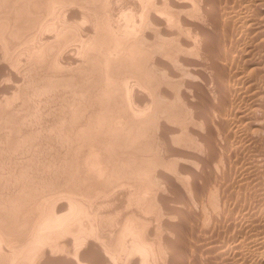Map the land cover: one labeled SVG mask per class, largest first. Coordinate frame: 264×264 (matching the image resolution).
Returning a JSON list of instances; mask_svg holds the SVG:
<instances>
[{
    "label": "bare ground",
    "instance_id": "1",
    "mask_svg": "<svg viewBox=\"0 0 264 264\" xmlns=\"http://www.w3.org/2000/svg\"><path fill=\"white\" fill-rule=\"evenodd\" d=\"M105 1V0H104ZM103 1V2H104ZM117 1V0H116ZM139 1V0H138ZM195 1V0H194ZM203 2L205 1L204 5L205 7H211V5H209V2H211L210 0H202ZM219 1V0H218ZM222 1V0H221ZM220 1V2H221ZM229 6V15H235L236 12V5L233 6L232 3L233 1L231 0H225ZM235 1V0H234ZM241 2H249L248 0H240ZM254 1V0H253ZM257 2H260V4L258 3V5H256V9L254 7L255 10L258 11V14L261 13V15L263 14L264 17V0H255ZM81 3V6H85V9L87 8V11H83L84 13L81 15V11L78 14L79 18L80 16H82L81 20H83L84 24H92L93 27H89L90 25H88L87 29H84L88 32L87 34V39L86 40V46L87 48L90 47V49H86L85 50V44L83 45L84 47V52H87V50H90V53L88 54L89 56L86 57L88 61L90 59V61H88L89 66L85 65L88 63H86L84 65V67H81V65L83 66V62L82 64L78 63L79 62V57L74 56V55H70L68 50V64L66 65H62L61 67H68L69 68H64L65 70H63L64 73H61L62 71H60V73L55 72L54 67L52 72L48 70L49 68H51V63L52 61H54L55 59H57V55H53V54H57L53 51L52 54H50V51L52 49L54 50H58L61 51L63 49V47L66 45L67 40H66V35L64 36V31L61 29V31L56 34V39L52 38L51 33L50 36L46 35V41L43 45L39 46L38 48L36 47H31L33 48L35 51H33V55L32 57L36 56L39 59L41 58H47L46 56L49 54L48 57H55V59L52 57L51 59H54L51 61L46 60L45 62L48 63L47 68L46 69L48 72H44L41 74H38L41 76L42 81L43 79H48L46 81V83L48 81H50V79H52L53 81H50L49 84H46V88L48 87H52V89H57V87L54 88V86H58V88L60 86L59 91L62 89V91L65 90V92H67L68 89H70L71 91L68 93H64L61 92L62 95L63 93L65 94L64 97L67 99V101L65 100V98H61V100L63 99V101H66L65 104L67 103L69 108L71 106V109H69L65 104H63L61 101V105L63 104V109L62 107L58 108L59 110L62 109L63 111L65 110V106L71 110L69 112L68 115H59V113L57 112L58 115L56 114V109H52L54 111V115L58 116L57 119L54 121H49L48 123H52L49 124V126L46 123V126H44L45 124L40 123V121L38 119H40V117L43 115L41 114L39 116V114H34L36 112L35 111V106L33 108V106H31V113L33 112L34 116L38 115L39 118L37 119L36 116V121L35 118L33 117L34 120H32V116L33 114H31V119H29V121H25L26 119V112H24V108L20 107V109H24V110H19L16 107V103L15 101H18L16 99L17 93L15 86H19L18 84H16L15 81H20V79H17V74L15 73V71L12 73L11 71L8 73V76L6 77L7 74H4L5 77L4 78H8L10 77L11 80H13V82L11 81L10 83H13L11 85L7 84V88L5 86L4 91H8L11 93L10 97L8 95H6L5 99V95H3L5 102H3L4 106H0V264H181L179 263V258L178 257V248L176 246L177 242L176 240L173 241L176 242L174 244V242H172V240L170 239V235L171 233H176L175 230V225L176 224V219H178V213L179 211L176 209L177 207H175V204H171L168 203L167 201H169V198H165V195H160L159 193V186H165L169 189V187L171 186L170 184H172V177L173 174L176 172L175 170H177L178 172H176L175 176L177 177V173L179 174V176H181V174L185 173V171L182 172V170H184L186 168V166L184 167L183 165L179 166V159L178 156H176V154H179L177 151V147H180L178 145H176V151H171L170 150V155L165 154L163 155V157L166 159L162 162V160L160 161V157L162 155H157L160 151V148L163 147V145L161 146V144L164 142L160 141V143H156L159 144V146H161L159 148V151H157L156 153L154 151L158 150V147L156 144H153L154 141L148 145V143L151 142V140L149 141L148 139H150L149 137L152 136V134L149 136L148 135V139L146 138L147 133H150V129L148 127H152L153 125L151 124L153 121L155 122L154 126H156L152 129H155L154 132H156V128L160 127V120L163 119L165 117V113H167L170 109V107H174L173 101L175 103L176 100L179 99L180 100H184L187 99L186 102L188 101V104L190 106V108H196L194 102L197 101L195 100L198 95H195L196 89L193 88L195 86L194 84V79L196 77H198V73H196L193 70H196L198 67H194L196 66V61H198V58H201L198 56L193 55L194 53H197V51L202 50L201 45L204 43L205 39L209 38L207 37V35L205 36L204 32L206 30L205 26V30H203V26L197 25L194 20L195 17L193 19H191L192 16H194V14L196 13V11H192L191 9H188L191 6V2L187 1V0H140V4H141V8L139 11H136L138 13H140V19L133 21V18H128L126 16V22L122 23L120 22L121 20H117V18L114 20L113 17H106V20L102 21L97 17V6L95 5V0H0V44L3 45V48H8L9 52L11 49L13 50V53H15V49L18 47L21 48L23 46V48H25V52H28L29 46H30V42H32L33 39H35L36 35L38 32H40V30H47L50 27H54L53 23L56 22L57 20L54 19V16L57 15L58 13H61V10L63 9V7H67L66 5L69 6H73L71 4L77 3V5H79V3ZM132 2V1H131ZM214 2V0L212 1ZM256 2V4H257ZM98 3V2H97ZM100 3V2H99ZM138 3V2H137ZM135 3V5L137 4ZM194 3V2H193ZM196 3H198V1H196ZM199 3L201 4V2L199 1ZM223 3V1H222ZM224 3V4H225ZM240 3V2H238ZM105 3H102V5ZM231 4V5H229ZM246 4V3H245ZM243 4V6L245 5ZM249 4V3H248ZM255 4V2H254ZM209 5V6H208ZM217 5V3H216ZM219 5V4H218ZM241 4H239L238 6H240ZM253 5V4H252ZM80 6V5H79ZM80 6V7H81ZM87 6V7H86ZM139 6V5H138ZM137 6V7H138ZM199 8H202V4L199 5ZM215 6V5H214ZM226 6V5H225ZM237 6V7H238ZM242 6V5H241ZM240 6V7H241ZM248 6V5H247ZM246 6V7H247ZM254 6V5H253ZM252 6V8H253ZM250 7V6H248ZM77 7H73V9L75 10ZM82 8V7H81ZM80 8V9H81ZM84 8V7H83ZM82 8V9H83ZM174 8L171 12L169 11V9ZM193 8V7H192ZM204 8V7H203ZM212 8V7H211ZM225 8V7H224ZM251 8V7H250ZM118 9V8H117ZM153 9V10H152ZM188 11H187V10ZM213 9V8H212ZM210 9V10H212ZM241 9V8H240ZM239 9V10H240ZM245 8H243L244 10ZM77 10V9H76ZM79 10V7H78ZM77 10V11H78ZM84 10V9H83ZM107 10V9H106ZM115 10V9H114ZM132 10V9H131ZM190 10L191 12H195L191 13V17L189 15L186 14H190ZM194 10V9H193ZM201 9H199L200 11ZM205 10V8H204ZM207 10V9H206ZM205 10V12H206ZM209 10V11H210ZM214 10V9H213ZM91 11L92 14L91 15ZM215 11V10H214ZM74 12V11H72ZM87 12V13H86ZM110 12V11H109ZM186 12V14L184 13ZM201 12V11H200ZM202 12L203 9H202ZM213 12V11H212ZM248 12V11H247ZM254 12V11H253ZM57 13V14H56ZM75 13V12H74ZM78 12H76L73 16L70 14V17H67V21L72 20L68 23L69 26L66 24V26H68L67 28L69 29V27L71 29H76L77 26H79V24L77 26H75V23L78 21L77 17L78 15H76ZM101 13V12H100ZM111 13V12H110ZM207 13V12H206ZM214 13V12H213ZM220 13V12H219ZM256 16L257 15V12ZM254 13V14H255ZM102 14V13H101ZM205 14V13H204ZM209 14V12H208ZM211 14V13H210ZM218 14V13H217ZM244 14V12L242 13ZM107 15V14H106ZM134 15V14H133ZM132 15V16H133ZM213 15V14H212ZM220 15V14H219ZM59 15H57L58 17ZM68 16V15H67ZM189 16V17H188ZM208 16V15H207ZM236 16V15H235ZM234 16V17H235ZM247 16V15H246ZM249 16V14H248ZM51 17H53L51 20ZM65 17V16H64ZM101 17V16H100ZM115 17V15H114ZM131 17V16H130ZM197 17V16H196ZM209 17V16H208ZM218 17V16H217ZM229 17V16H228ZM254 18V15L252 16ZM259 17V16H258ZM262 17V16H261ZM259 17V18H261ZM60 18V17H59ZM77 18V19H76ZM104 18V17H103ZM115 21L113 22L112 19ZM204 18V17H203ZM207 18V17H206ZM211 18V17H210ZM243 20H245V17L243 16ZM249 18V17H248ZM252 18V19H253ZM256 18V17H255ZM258 18V19H259ZM64 19L63 17L60 18ZM66 19V18H65ZM102 19V17H101ZM122 19V17H121ZM125 19V18H124ZM199 19V18H198ZM216 18H214L215 20ZM221 19V18H220ZM227 19V18H226ZM264 20V18H262ZM261 19V20H262ZM55 20V21H54ZM59 20L60 24L61 21ZM77 20V21H76ZM80 20V21H81ZM90 20H92V23H90ZM197 20V19H196ZM195 20V21H196ZM210 20V19H209ZM213 18L210 20L212 21ZM217 20V19H216ZM225 20V19H224ZM228 20V19H227ZM231 20V19H230ZM240 20V19H239ZM247 20H251V19H247ZM246 20V21H247ZM260 20V19H259ZM237 21V20H236ZM246 21H241L242 23H244V25L248 22ZM58 22V21H57ZM66 22V21H63ZM171 22H173L174 25L171 24ZM215 22V21H213ZM230 22V21H228ZM227 22V23H228ZM240 22V23H241ZM255 22V21H254ZM258 22V21H256ZM263 22V21H262ZM67 23V22H66ZM201 23V22H200ZM199 23V24H200ZM211 23V22H210ZM234 23V22H233ZM239 23V22H238ZM260 23V21H259ZM63 24V23H62ZM83 24V23H82ZM223 24V23H222ZM226 24V23H225ZM159 25L160 29L156 30V34L155 36L157 38H164L166 40H164L162 38V40H164L163 43H159L155 39L156 37L153 36L152 38V34L149 33V27H155ZM202 25V24H201ZM209 25V24H208ZM218 25V24H217ZM228 25V24H227ZM226 25V26H227ZM243 25V24H242ZM241 25V26H242ZM248 25V24H247ZM245 25V26H247ZM251 25H253L251 23ZM250 25V26H251ZM255 25V24H254ZM259 25V24H258ZM56 26V25H55ZM60 26V25H59ZM81 26V25H80ZM175 26V27H174ZM216 26V25H215ZM231 26V25H230ZM229 26V27H230ZM236 26V24H235ZM238 26V25H237ZM249 26V27H250ZM257 26V25H256ZM63 27V25H62ZM85 27V26H84ZM83 27V28H84ZM158 27V26H157ZM209 27V26H208ZM214 27V26H213ZM219 27V26H216ZM214 27V29L216 28ZM224 27V25H223ZM239 27V26H238ZM252 27V26H251ZM261 27V25H260ZM58 29V27H56ZM65 28V27H64ZM81 28V27H80ZM145 28H148L147 32L145 31ZM233 28V27H232ZM246 28V27H245ZM248 28V27H247ZM254 28V27H253ZM259 28V27H258ZM55 29V30H57ZM66 29V28H65ZM64 29V30H65ZM79 29V28H78ZM211 29V28H210ZM221 29V26H220ZM236 29V28H235ZM242 29V28H241ZM251 29V28H250ZM255 29V28H254ZM49 30V29H48ZM53 30V28H52ZM238 30V28H237ZM235 30V31H237ZM258 30V29H257ZM66 31V30H65ZM70 31V30H69ZM75 31V30H73ZM77 31V29H76ZM79 31V30H78ZM207 31V30H206ZM222 31V30H221ZM228 31V30H227ZM244 31V30H243ZM58 32V30H57ZM56 32V33H57ZM80 32V31H79ZM78 32V33H79ZM82 32V30H81ZM85 35L86 36V33ZM155 32V31H154ZM217 32V30H216ZM230 31H228L229 33ZM239 32V30H238ZM237 32V33H238ZM46 33V32H45ZM49 33V32H48ZM66 34L68 32H65ZM71 33V32H70ZM136 33L135 36L134 34ZM212 33V32H211ZM242 33V32H241ZM249 33V31H248ZM257 33V32H255ZM47 34V33H46ZM69 34V33H68ZM219 34H221L219 32ZM234 34V31H233ZM247 34V33H246ZM250 34V33H249ZM254 34V33H253ZM258 34V33H257ZM264 34V33H263ZM53 35V34H52ZM72 36V33L70 34ZM74 35V34H73ZM75 35L77 36V34L75 33ZM209 35V34H208ZM218 35V34H217ZM224 35V34H222ZM228 35V34H227ZM236 35V34H235ZM240 35V34H239ZM256 35V34H255ZM54 36V37H55ZM160 36V37H159ZM199 36H201L199 39ZM212 36V35H211ZM221 36V35H220ZM226 36V35H224ZM234 36V35H233ZM237 36V35H236ZM241 36V35H240ZM243 36V35H242ZM253 36V35H252ZM45 37V36H44ZM49 37V38H48ZM78 37V36H77ZM81 37V36H80ZM83 37V36H82ZM81 37V38H82ZM155 37V38H154ZM251 37V36H250ZM261 37V36H260ZM68 38H70L68 36ZM67 38V39H68ZM75 38V37H74ZM84 38V37H83ZM217 38V37H216ZM215 38V39H216ZM238 38V37H237ZM254 38V37H253ZM77 40V38H75ZM79 39V37H78ZM151 39H155L153 42L154 44H152V46H145L146 42L148 43V41H151ZM222 39V37H221ZM252 39V38H251ZM220 40V38H219ZM231 40V39H230ZM233 40H235L233 38ZM245 40V39H243ZM255 40V39H254ZM261 40V39H260ZM264 40V37H263ZM41 41H44V39H42ZM72 41V40H70ZM75 41V40H74ZM78 41V40H77ZM76 41V42H77ZM237 41V40H236ZM239 41V40H238ZM36 42V41H34ZM84 42V41H82ZM144 42V44H143ZM218 42V41H217ZM222 42V41H220ZM224 42V41H223ZM233 42V41H232ZM240 42V41H239ZM69 43V42H68ZM142 43V44H141ZM215 43V42H214ZM219 43V42H218ZM230 43V42H229ZM237 43V42H236ZM245 43V42H244ZM248 43V42H247ZM255 43V42H254ZM262 43V42H260ZM264 43V42H263ZM29 44V46H27ZM33 44V43H32ZM35 44V43H34ZM41 44V42H40ZM212 44V43H211ZM231 44V43H230ZM239 44V43H238ZM258 44V43H257ZM0 45V46H1ZM78 45V43L76 44ZM151 45V44H148ZM201 47L200 50L194 51L196 48L198 49V47ZM207 45V44H206ZM210 45V44H208ZM216 45V44H215ZM220 45V44H218ZM224 45V43H223ZM243 45V44H242ZM250 45V44H249ZM255 45V44H254ZM27 46V47H26ZM34 46V45H33ZM203 46V45H202ZM211 46V45H210ZM233 46V45H232ZM239 46V45H238ZM262 46H264V44H262ZM72 47V44L71 46ZM74 47L76 48V46L74 45ZM73 47V49L75 50V48ZM78 47V46H77ZM219 47V46H218ZM220 47H222L220 45ZM219 47V48H220ZM229 47V46H228ZM249 47V46H248ZM261 47V46H259ZM68 48V47H67ZM210 48V47H209ZM213 48V47H212ZM211 48V49H212ZM236 48V47H235ZM234 48V49H235ZM245 48V47H244ZM254 48V47H253ZM2 49V48H1ZM10 49V50H9ZM65 49V48H64ZM72 49V48H71ZM205 49V47H204ZM207 49V48H206ZM217 49V48H216ZM259 49V48H258ZM257 49V50H258ZM73 50V53H75V51ZM79 50V49H78ZM77 50L76 53H78L79 51ZM222 50V49H221ZM220 50V51H221ZM242 50V49H241ZM253 50V49H252ZM260 50V49H259ZM6 52V50H4ZM18 51H21L18 50ZM17 51V52H18ZM66 51V49H65ZM63 51V52H65ZM83 51V50H82ZM160 51L166 53V56L170 55L173 52V60L171 61H166L164 60L162 56H164V53H160L161 55H157V53H159ZM213 51V50H212ZM229 51V50H228ZM232 51V50H231ZM240 51V50H239ZM243 51V50H242ZM31 52V51H30ZM72 52V50H71ZM70 52V53H71ZM81 52V51H80ZM81 52V53H84ZM194 52V53H193ZM219 52V51H218ZM237 52V51H236ZM254 52V51H253ZM11 53V51H10ZM29 53V52H28ZM66 53V52H65ZM203 53V52H202ZM231 53V52H229ZM246 53V52H245ZM249 53V52H248ZM12 54V53H11ZM17 54V53H16ZM67 54V53H66ZM205 54V53H204ZM209 54V53H208ZM207 54V55H208ZM227 54V53H225ZM241 54V53H240ZM244 54V51L243 53ZM251 54V53H249ZM2 55V54H1ZM6 57L10 54H5ZM15 55V54H14ZM29 55V54H28ZM31 55V54H30ZM51 55V56H50ZM61 55V54H60ZM59 55V56H60ZM84 54H82L83 56ZM86 55V54H85ZM203 55V54H201ZM252 55V54H251ZM254 55V54H253ZM252 55V56H253ZM257 55V54H256ZM255 55V57H256ZM260 55V54H259ZM4 56V55H2ZM13 56V55H12ZM62 56V55H61ZM158 56V57H157ZM204 56V55H203ZM223 56V55H222ZM231 56V55H230ZM32 58L34 61H32L31 57V61L35 63V60H38V58L36 59ZM81 57V56H80ZM193 57V58H192ZM194 57H198L195 62H194ZM206 57V55H205ZM208 57V56H207ZM211 57V56H210ZM221 57V56H220ZM226 57V56H225ZM237 57V55L235 56ZM0 58H2L0 56ZM9 58H11V56H9ZM29 56L27 57L26 61L28 60ZM49 58V59H50ZM215 58V57H214ZM230 58V57H228ZM238 58V57H237ZM236 58V59H237ZM244 58V57H243ZM13 59V58H12ZM29 59V60H30ZM83 59V58H82ZM167 59V58H166ZM194 59V60H193ZM202 59V58H201ZM219 59V58H218ZM227 59V58H226ZM260 59V58H259ZM58 60H60V58H58ZM66 60V57L63 59ZM204 62L206 63L207 60L206 58L203 59ZM206 60V61H205ZM228 60V59H227ZM238 60V59H237ZM241 60V59H240ZM3 61H4V57H3ZM31 61H29V64L33 65L32 63H30ZM41 61L43 62L44 60L41 59ZM56 61V60H55ZM62 61V59H61ZM82 61V60H81ZM84 61V60H83ZM218 61V60H217ZM222 61V60H221ZM219 61V62H221ZM247 61V60H246ZM255 61V60H254ZM2 62V61H0ZM6 62V60H5ZM5 62H2V65H4V67H8V65H6ZM57 62V61H56ZM63 62V61H62ZM218 62V63H219ZM231 62V61H230ZM195 63V65H194ZM203 63V62H201ZM235 63V62H234ZM237 63V62H236ZM241 63V62H240ZM258 63V62H257ZM43 64V63H42ZM42 64H40V66L42 67ZM45 64V63H44ZM56 64V65H55ZM54 65L52 64V66H55L56 68L58 67L57 63H55ZM61 64V63H59ZM198 64V63H197ZM204 64V63H203ZM214 64V63H213ZM224 64V63H223ZM26 65H28V63H26ZM25 65V66H26ZM30 65V67H31ZM34 65L32 66L33 69H31V73L32 70L35 72V76L36 79L38 78L36 75V68H34ZM46 65V64H45ZM50 65V66H49ZM178 65V66H177ZM200 65V63L198 64ZM197 65V66H198ZM217 65V64H215ZM222 65V64H221ZM248 65V64H247ZM264 65V64H263ZM1 66V65H0ZM10 66V65H9ZM15 66V65H14ZM36 66V65H35ZM38 65V67H40ZM140 66L141 69H137V67ZM178 68H177V67ZM179 66H180V70H179ZM201 66V65H200ZM204 66V65H203ZM211 66V65H210ZM225 66V65H224ZM233 66V64H232ZM235 66V65H234ZM237 66V65H236ZM240 66V65H239ZM3 67V66H2ZM27 67V66H26ZM25 67V69H27ZM40 67V68H41ZM43 67H46L43 65ZM42 67V68H43ZM139 67V68H140ZM193 67V68H192ZM206 67V64H205ZM219 67V66H218ZM223 67V66H222ZM262 67V66H261ZM28 68V69H29ZM60 68V67H59ZM72 68V69H70ZM124 68V69H123ZM128 68V69H127ZM132 68V69H131ZM192 68V70H191ZM196 68V69H194ZM202 68L199 67L198 70ZM204 68V67H203ZM209 68V67H208ZM258 68V66H257ZM260 68V67H259ZM16 69V68H15ZM20 69V68H19ZM27 69V70H28ZM36 69V70H34ZM122 69L124 71H127L125 73H128V71H130V75L128 74H123L122 73ZM131 69V70H130ZM137 69L140 70L139 72H137V74H135V70ZM155 69V71H154ZM217 69V68H216ZM233 69V68H232ZM243 69V68H242ZM247 69V67H246ZM251 69V68H250ZM262 69V68H261ZM264 69V68H263ZM2 70V69H0ZM12 70V69H11ZM14 70V69H13ZM57 70V69H56ZM208 70V69H207ZM215 70V69H214ZM213 70V71H214ZM220 70V69H219ZM228 70V69H227ZM253 70V69H252ZM4 71V70H2ZM153 71V72H152ZM156 71H163V73L166 74V77L169 79V77L171 78L170 80H172L173 78L175 79L176 77H181V79L183 78L184 81L182 80V84L180 82V84L184 87L183 90H185V92L183 90V93H185V97L182 98L184 99H174L177 97V93L174 95V90H171L173 92V94L168 90V92H170L169 94L174 95L173 97V101H171V96L168 94H165L164 92L162 93V91H157V86H163V81L158 80V72ZM200 71V70H199ZM226 71V70H224ZM254 71V70H253ZM252 71V72H253ZM27 71H25L26 73ZM77 72V73H75ZM135 72V73H134ZM205 72V71H204ZM215 72V71H214ZM235 72V70L233 71ZM248 72V70H247ZM252 72L250 74H252ZM255 72V71H254ZM4 73V72H3ZM16 75H15V74ZM24 73V71H23ZM22 73V74H23ZM24 73V74H25ZM29 73V74H28ZM151 73H156L157 74V80H155L156 78V74H152ZM162 73V72H161ZM160 73V74H161ZM202 74V72L200 71L199 74ZM216 73V72H215ZM239 73V72H238ZM242 73V72H241ZM256 73V72H255ZM1 74V72H0ZM33 74V73H32ZM199 75L202 76V75ZM223 74V73H222ZM230 74V73H229ZM232 74V73H231ZM247 74V73H246ZM245 74V75H246ZM261 74V73H260ZM3 75V76H4ZM27 75H31L30 74V70L27 72ZM128 75V76H127ZM163 75V74H162ZM206 75V73H205ZM211 75V74H210ZM220 77V74H218ZM225 75V74H224ZM227 75V74H226ZM235 75V74H234ZM254 75V73L252 74ZM23 76V75H22ZM39 76V77H40ZM155 76V77H154ZM214 76V75H213ZM233 76V75H232ZM248 76V75H247ZM251 76V75H250ZM20 77V75L18 76ZM29 76H27L28 78ZM34 76H32L33 78ZM163 77V76H162ZM217 77V76H216ZM215 77V78H216ZM218 77V78H219ZM237 77V76H235ZM246 77V76H245ZM260 77V76H258ZM0 78H2V74L0 76ZM24 78V76H23ZM22 78V79H23ZM31 79V77H29ZM28 80V85L30 84V80ZM35 78V77H34ZM33 78V79H34ZM41 78H39L41 80ZM87 78L88 82H85L84 85L87 86V88L82 85L84 82L83 79ZM129 78L131 80V78L135 79L139 85H141L144 89L143 93L138 92V94H143V95H139L138 97L141 96V98L139 99L137 96H131L129 98V101L126 103V97H127V93L133 91V89H135L137 86H135V84H131V83H135V82H131L129 81ZM177 78V79H179ZM233 78V77H232ZM231 78V79H232ZM239 78V77H238ZM254 77H252L253 79ZM132 79V81H134ZM173 79V80H174ZM176 79V80H177ZM179 79V80H181ZM195 79V82H196ZM217 79V78H216ZM229 79V77H228ZM237 79V78H236ZM264 79V78H263ZM0 80V81H2ZM25 80V79H23ZM22 80V81H23ZM25 80V81H26ZM169 80V81H170ZM178 80V83H179ZM225 80V79H224ZM249 80V79H248ZM247 80V81H248ZM256 80V79H254ZM4 81V80H3ZM2 81V82H3ZM8 82V80H6ZM32 81V80H31ZM35 83H38L39 80H37V82L35 81V79L33 80ZM43 81V82H44ZM175 81V80H174ZM173 81V83L175 84V82ZM212 81V80H211ZM246 81V82H247ZM24 82V81H23ZM54 82V83H53ZM131 82V83H130ZM159 82H162V85L159 84ZM171 82V81H170ZM199 82V80H198ZM197 82V83H198ZM228 82V81H227ZM260 82V81H259ZM1 83V82H0ZM5 83V81H4ZM3 83V84H4ZM25 83V82H24ZM23 83V84H24ZM33 83V82H32ZM30 86H37V88L40 86V90L41 88L43 89V86L45 83L39 85L38 84H32ZM177 83V84H178ZM217 83V82H216ZM223 83V82H222ZM229 83V82H228ZM254 83V82H253ZM257 83V82H256ZM105 84V87H103V85ZM176 84V85H177ZM180 84H179V88H180ZM225 84V83H224ZM223 84V85H224ZM231 84V82H230ZM252 84V83H251ZM3 88V85L0 84ZM9 85V86H8ZM138 85V86H139ZM152 85H154V89L152 87ZM175 85V86H176ZM263 85V84H262ZM261 85V86H262ZM27 86V84H26ZM25 86V87H26ZM45 86V85H44ZM79 86V87H77ZM156 86V87H155ZM159 86V87H160ZM190 86H192L191 88L192 91L190 90ZM197 86V85H196ZM226 86V85H225ZM234 86V85H233ZM244 86V85H243ZM259 86V85H258ZM141 87V88H142ZM200 87V86H199ZM211 87V86H209ZM220 87V86H219ZM228 87V86H227ZM1 88V87H0ZM45 88V87H44ZM65 88V89H64ZM140 88V89H141ZM173 88V87H172ZM197 88V87H196ZM223 88V86H222ZM6 89V90H5ZM22 89V88H21ZM25 88H23L24 90ZM64 89V90H63ZM94 90L97 92H94L93 94L95 95V97L92 96H86L89 94H86L85 96L82 97V100L84 97H89L88 99L85 101L87 103V101L89 102V105L86 106V104H83L81 106V104L79 103L81 100L78 101V103L80 105H78V103H75L74 108H72L73 106L71 105V101L72 98L74 99V101H76L77 99H80L81 96L80 93L82 94L84 90H87L90 92ZM99 89V90H98ZM162 89V87H161ZM195 89V92L193 93V90ZM212 89V88H211ZM217 89V88H216ZM221 89V88H220ZM246 90L248 89L247 87L245 88ZM253 89V88H252ZM3 90V89H1ZM0 90V93H1ZM19 90V89H18ZM21 90V92L17 91L20 93V95H25L27 92L29 94L30 90H25V92ZM51 90V89H49ZM54 90V93H55ZM58 90V89H57ZM56 90V93H58ZM125 90V91H124ZM139 90V89H138ZM136 90V92L138 91ZM160 90V88H159ZM179 90V89H177ZM210 90V89H209ZM230 90V89H228ZM227 90V91H228ZM232 90V89H231ZM244 90V89H243ZM23 91V92H22ZM34 91V90H33ZM32 91V92H33ZM43 91V90H42ZM48 89H45V93H47ZM52 91V90H51ZM69 91V90H68ZM118 91H120L118 94ZM127 91V92H126ZM140 91V90H139ZM142 91V89H141ZM165 91V90H164ZM176 91V90H175ZM179 91V92H181ZM200 91V90H199ZM254 91V90H253ZM260 91V90H259ZM53 92V91H52ZM51 92V93H52ZM72 92V93H71ZM88 92V93H89ZM90 92V93H91ZM134 92V91H133ZM132 92V94H134ZM167 92V91H165ZM167 92V93H168ZM178 92V94L180 95V93ZM198 92V91H197ZM205 92V90H204ZM209 92V91H208ZM219 92V91H218ZM226 92V91H225ZM261 92V91H260ZM4 93V92H3ZM7 93V92H6ZM23 93V94H22ZM36 93V94H40ZM53 93V98L50 97V99L52 98L53 101H55V106L56 103H59V100H57V97L59 96L56 95V93ZM86 93V91L84 92ZM126 93V95H125ZM8 94V93H7ZM27 97H29L28 99H30V94ZM33 94V93H32ZM35 94V95H36ZM48 94V93H47ZM46 94V95H47ZM70 94L72 96H77L76 99L75 97L70 98V100L67 98L70 97ZM92 94V93H91ZM97 94V95H96ZM117 94V95H116ZM137 94V93H136ZM205 94V93H204ZM209 94V93H208ZM214 94V93H213ZM221 94V93H220ZM234 94V93H233ZM236 94V93H235ZM243 94V93H242ZM250 94V93H249ZM264 94V93H263ZM23 95V96H24ZM35 95H31V96H35ZM42 95V93H41ZM56 95V96H54ZM61 95V97H62ZM120 97V99H118V96ZM130 95V94H129ZM178 97H181L179 96ZM201 95V94H200ZM230 95V94H229ZM244 95V94H243ZM247 95V94H246ZM261 95V94H260ZM19 96V95H18ZM40 96V95H39ZM45 96V97H48ZM165 97L166 103L163 104H159V99H161L160 97ZM176 96V97H175ZM239 96V95H238ZM250 96V95H249ZM263 96V95H262ZM261 96V97H262ZM2 97V96H1ZM2 97V98H3ZM25 97V96H24ZM26 97V99H27ZM37 97V96H36ZM41 97V96H40ZM40 97H37L38 99H40ZM56 97V100L55 98ZM60 97V96H59ZM90 97H93L92 99H90ZM117 97V99H115ZM163 97V98H164ZM199 97V96H198ZM204 97V96H202ZM207 97V96H206ZM222 97V96H221ZM226 98V96H224ZM241 97V96H240ZM251 97V96H250ZM259 97V96H257ZM1 98V99H2ZM21 100V96L18 97ZM23 98V97H22ZM42 98V97H41ZM158 98V99H157ZM162 98V100H163ZM201 98V97H200ZM224 98V99H225ZM27 99L28 103L29 100ZM32 99V97H31ZM37 101H40L38 100ZM44 99V97H43ZM42 99V102H44ZM47 100V103L49 100V98H45ZM207 99V98H205ZM217 99V98H216ZM222 99V98H221ZM223 99V100H224ZM231 99V98H230ZM245 99V98H244ZM249 99V98H248ZM257 99V98H256ZM3 100V99H2ZM23 100V99H22ZM128 100V99H127ZM158 100V102L156 101ZM211 100V99H210ZM222 100V101H223ZM229 100V99H228ZM237 100V99H236ZM24 101V100H23ZM27 101H24L27 103ZM70 101V103H69ZM73 101V102H74ZM178 101V102H179ZM180 101V102H182ZM204 101V99H203ZM231 101V100H230ZM233 101V100H232ZM239 101V100H238ZM252 101V100H251ZM258 101V100H257ZM2 102V101H1ZM0 102V103H1ZM19 102V101H18ZM84 102V101H82ZM165 102V101H164ZM184 102V101H183ZM205 102V101H204ZM224 102V101H223ZM234 102V101H233ZM253 102H254V98H253ZM38 103V102H37ZM47 103H43L44 105ZM93 103V104H92ZM177 103V102H176ZM196 103V102H195ZM201 103V102H200ZM207 103V102H206ZM213 103V102H212ZM241 103V102H240ZM255 103V102H254ZM262 103V102H261ZM0 104V105H3ZM19 104V103H17ZM42 103H39L40 106ZM49 104V103H48ZM47 104V105H48ZM51 106L52 102L50 103ZM165 104H167L168 106H165ZM173 104V106H171ZM185 104V102H184ZM187 104V105H188ZM197 104V103H196ZM199 104V103H198ZM197 104V105H198ZM217 104V103H216ZM231 104V103H230ZM242 104V103H241ZM257 104V103H256ZM264 104V103H263ZM31 105V104H29ZM43 105V106H44ZM60 105V103H59ZM163 105V106H162ZM186 105V104H185ZM208 105V104H205ZM259 105V104H258ZM20 106V105H19ZM28 106V105H27ZM50 106V105H49ZM46 106V107H49ZM180 106V105H178ZM203 106V105H202ZM242 106V105H241ZM240 106V107H241ZM248 106V105H247ZM261 106V105H259ZM29 107V106H28ZM46 107H41L43 110L46 109ZM98 107V108H97ZM184 107V106H181ZM232 107V106H231ZM239 107V106H238ZM239 107V108H240ZM27 108V107H25ZM34 111H32L33 109ZM37 106V110H38ZM40 108V110H41ZM67 108H66V112H67ZM97 108V109H96ZM188 108V107H187ZM200 108V107H198ZM208 108V107H207ZM206 108V109H207ZM211 108V107H210ZM215 108V107H214ZM245 108V107H244ZM264 108V107H263ZM48 110L50 108H47ZM173 109V108H172ZM171 109V110H172ZM185 109V108H184ZM204 109V110H206ZM212 109V108H211ZM234 109V108H233ZM250 109V108H249ZM29 112L30 109H27ZM168 110V111H167ZM181 110V109H179ZM183 110V109H182ZM181 110V111H182ZM188 113L191 114L192 110H190L188 108ZM195 110V109H194ZM216 110V109H215ZM246 110V109H245ZM23 111V113H22ZM47 111V110H46ZM167 111V112H166ZM198 111V110H197ZM202 111V110H201ZM200 111V112H201ZM207 111V110H206ZM231 111V108H230ZM256 111V110H254ZM49 113L51 111H48ZM61 112V111H60ZM65 112V111H64ZM173 112V111H172ZM186 112V111H184ZM204 112V111H203ZM220 111L218 110V113ZM240 112V111H239ZM248 112V111H246ZM261 112V110H260ZM263 112V111H262ZM19 113H22L23 115L25 114V118L23 116V120L21 118V121H25V123L27 124H31V120L35 121L34 123L38 122L43 125L44 127L48 128L50 130H52L53 133H55V136L53 135L52 138L55 140H57L56 138L58 137L61 141H59V143L61 142L63 145L61 146L62 148H64V145H67L70 152L69 155L66 154L64 151L63 155H67L66 157H61V159L63 158V160H60V163L63 165H57V167L62 166L59 169L56 170L58 173L56 174L55 169L57 168L55 166H52L51 163L54 161L52 157L49 158L50 160L52 159L53 161L49 162L51 165L52 170L51 171L53 174H56L55 176L51 175V177H47V176H43L42 172L48 167L50 166H45L46 168L41 170V175L40 174H34L31 173V163L32 160L31 157V144H33V149L36 151V148L34 146L35 143H33V141L35 142L36 140H33V138L35 139L37 136H41L40 134H42L44 132V130H42L41 132L32 130V129H28L30 128L29 125H25V127L27 126L28 128H26V131L22 128L19 127V125H22L19 123L20 121V117H22V114L20 116ZM86 113V114H85ZM170 114V112H168ZM167 113V115H169ZM175 112L171 113L173 115L171 116H175L178 117L177 114L174 115ZM198 113V112H197ZM52 114V112L50 113ZM67 114V113H66ZM162 114H164L162 116ZM221 114V113H220ZM250 114V112H249ZM20 117H19V116ZM53 115V116H54ZM86 115L85 120L81 119V116ZM185 115V114H184ZM187 115V114H186ZM194 115V114H193ZM225 115V114H223ZM232 115V114H230ZM244 115V114H243ZM253 115V114H251ZM258 115V114H257ZM262 115V114H261ZM48 113H47V117L46 114L45 116H43L44 119L48 118ZM52 116V115H51ZM49 116V117H51ZM157 116L161 117L160 119H158V121L155 119L157 118ZM168 117L167 119L171 118ZM189 116V115H188ZM192 116V115H191ZM190 116V118L192 119V117ZM198 116V115H197ZM205 116V115H204ZM207 116V113H206ZM205 116V117H206ZM210 116V114H209ZM220 116V115H219ZM218 116V117H219ZM229 116V115H228ZM234 116V115H233ZM46 117V118H45ZM172 117L171 120H173ZM244 118V116H242ZM257 117V116H256ZM28 118L29 115H28ZM42 118V117H41ZM55 118V117H53ZM52 118V119H53ZM190 118H188L190 120ZM195 118V122L196 125H198V130L200 132V134H196L193 132V134H196V136H198L199 139L200 137L203 138L201 135V131L204 134L205 132H203V128L205 129L206 124L203 121H200L201 118H199L200 120L197 121L196 119H198V117H194ZM209 118V117H208ZM213 118V117H212ZM217 118V117H216ZM237 118V117H236ZM51 119V118H50ZM51 119V120H52ZM203 119V117H202ZM248 119V118H247ZM258 119V118H257ZM28 120V119H26ZM194 120V119H193ZM238 120V119H237ZM241 120V119H240ZM20 121V122H21ZM45 121V120H43ZM48 121V119L46 120ZM45 121V122H46ZM167 124H169L170 127V123L169 121L165 120ZM175 121V119L173 120ZM187 121V120H186ZM208 121V119H207ZM210 121V120H209ZM212 121V120H211ZM225 121V119H224ZM231 121V118H230ZM262 121V120H261ZM31 122V123H30ZM138 122V123H137ZM160 123L158 126L156 123ZM172 122V121H171ZM177 122V121H176ZM173 122L172 125H176ZM184 122V121H183ZM188 122V121H187ZM212 122H215L212 121ZM212 122H210V124H212ZM226 122V121H225ZM241 122V121H239ZM249 122V121H248ZM260 122V121H259ZM38 123V125H39ZM191 123V122H190ZM194 123V121L192 122ZM256 123V122H255ZM254 123V124H255ZM258 123V121H257ZM150 124L152 126H150ZM205 124V125H204ZM209 124V125H210ZM216 124V123H215ZM220 124V123H219ZM244 124V123H243ZM247 124V123H246ZM249 124V123H248ZM247 124V125H248ZM41 125H39V127H41ZM164 127H167L166 129H168L170 131V129L172 128H168V126H165V123H163ZM186 125V124H185ZM188 125V124H187ZM193 125V127H192ZM262 125V124H261ZM260 125V126H261ZM24 127V124L22 125ZM162 126V125H161ZM194 124H191V128H194ZM220 126V125H219ZM227 126V125H225ZM229 126V125H228ZM234 126V125H233ZM246 126V125H245ZM244 126V127H245ZM32 127V126H31ZM163 127V126H162ZM161 127V129H162ZM184 127V126H183ZM182 127V128H183ZM188 126H185L183 129L179 128L174 129L172 128L171 130H176L177 132L180 131L181 129L184 130L185 128H187ZM196 127V126H195ZM239 127V126H237ZM190 129V127H188ZM187 128V132L188 129ZM211 128V127H210ZM217 128V127H216ZM221 128V127H220ZM28 129V130H27ZM34 129V128H33ZM160 129V128H159ZM158 129V130H159ZM214 129V128H213ZM224 129V128H223ZM241 129V128H240ZM259 129V128H258ZM262 129V128H261ZM49 130V132H51ZM149 130V132H148ZM165 130V129H164ZM163 132H166L164 131ZM192 130V129H191ZM248 130V129H247ZM255 130V129H254ZM40 131V129H39ZM48 130H46L47 132ZM186 131H182V133H185ZM190 131V130H189ZM193 131V130H192ZM190 131V132H192ZM210 131V130H209ZM36 132H38L39 134H37ZM49 132H47L49 135H51ZM51 132V133H52ZM153 132V133H154ZM157 132H160L157 131ZM156 132V133H157ZM171 132H175V131H171ZM176 132V133H177ZM196 132V131H195ZM246 132V131H245ZM252 132V131H251ZM257 132V131H256ZM36 133L33 137V134ZM161 136L160 138H163L164 134L162 133V131L160 132ZM168 133V131L166 132ZM218 133V132H217ZM44 134V133H43ZM158 134V133H157ZM157 134H153L154 136ZM180 137L181 134L177 133ZM189 134V133H188ZM207 134V133H206ZM212 134V133H211ZM222 134V131H221ZM37 135V136H36ZM46 134H44L45 136ZM49 135H47L46 138H49ZM167 135V134H166ZM164 137H167V136ZM200 135V137H199ZM217 135V134H216ZM243 135V134H242ZM251 135V134H249ZM32 136V137H31ZM43 136V137H44ZM160 136V135H159ZM174 137H176V134L173 135ZM172 136L169 135L168 133V137L167 138H171ZM193 136V135H192ZM195 136V137H196ZM204 136V135H203ZM207 136H209L207 134ZM231 136V135H230ZM254 136V135H253ZM51 137V136H50ZM153 137V136H152ZM210 137V136H209ZM244 137V135H243ZM256 137V136H255ZM39 138V137H38ZM51 138L48 139L50 140L49 143L53 140ZM145 138L149 141L146 142ZM155 138L158 139V137L156 136ZM170 138L168 140H170ZM191 138V137H190ZM212 137H210L209 139H211ZM218 138V137H217ZM216 138V139H217ZM32 139V140H31ZM44 138H42L43 141ZM58 139V140H59ZM156 139V140H157ZM172 141L177 142L178 139V144L179 143V138L177 137V139L171 138ZM205 139V138H204ZM162 140V139H161ZM165 138V141H168ZM223 140V139H222ZM221 140V141H222ZM248 140V138H247ZM41 142V139L39 140ZM37 140V143L39 142ZM54 141V140H53ZM159 141V140H158ZM171 141V140H170ZM169 142L170 144L172 143ZM206 141V140H204ZM203 141V142H204ZM252 141V140H251ZM44 146L48 145L49 143L47 142V144H45V140L43 141ZM58 143V141H55V143ZM68 142V143H67ZM164 142V144L167 143ZM197 142V141H196ZM215 142V141H214ZM217 142V141H216ZM215 142V143H216ZM244 142V141H243ZM250 142V141H249ZM54 143V142H53ZM56 143V144H57ZM66 143V144H65ZM201 143V142H200ZM210 143V142H209ZM41 143V146L43 145ZM154 147H151L153 146ZM173 145H169L171 146V148H173L175 146L174 143H172ZM185 144V143H184ZM202 144V143H201ZM205 145V143H203ZM207 144V143H206ZM39 145V144H38ZM53 145V144H52ZM52 145L50 146L52 148ZM61 144H59L60 146ZM214 145V144H213ZM212 145V146H213ZM220 145V144H219ZM40 146V147H41ZM43 146V147H44ZM58 146V145H57ZM57 146H53L54 148ZM165 146V145H164ZM203 145H200L198 147H202ZM42 147V148H43ZM49 147V148H50ZM61 147L58 148V150L60 151ZM66 147V146H65ZM186 147V146H185ZM45 148V149H44ZM41 150H45V153H49L52 149H49L46 147H44ZM67 148V147H66ZM155 149L153 151V149ZM166 147H163V149H165ZM169 148V147H168ZM167 148V149H168ZM169 148V149H171ZM182 150L184 149V146L181 147ZM187 150L188 149V145L186 147ZM190 148V147H189ZM204 148V147H203ZM203 148L200 149V151H203ZM217 148V147H216ZM220 148V147H219ZM65 149V148H64ZM162 149V150H163ZM174 149V148H173ZM180 150V148H178ZM206 149V148H204ZM210 149V148H209ZM228 149V148H227ZM21 150V151H20ZM32 151V153L35 151ZM46 150H49L46 152ZM57 150V151H58ZM216 150V149H214ZM218 150V149H217ZM20 151V152H19ZM54 151H56V148L54 149ZM53 151V152H54ZM56 151V153L52 152V155L54 154V156H56V154L58 153ZM62 151V150H61ZM61 151L59 153H61ZM166 150H164L165 152ZM184 151V152H185ZM189 151H192L189 150ZM197 151V150H196ZM223 151V150H222ZM37 153H39L38 151H36ZM43 154V151H41ZM63 152V151H62ZM168 152V151H167ZM172 152V154H171ZM184 152H180L181 154H185ZM198 151V155L199 153H201ZM206 152V151H204ZM224 152V151H223ZM34 153L32 155H34ZM44 153V155L46 156V154ZM47 153V154H48ZM58 153V154H59ZM162 153V152H161ZM169 153V152H168ZM188 153V152H187ZM191 154L189 155H196L195 153L197 152H189ZM226 153V151H225ZM36 154V153H35ZM51 154V152H50ZM50 154L48 156H50ZM57 154V156H58ZM180 154V155H181ZM205 154V153H204ZM221 154V153H219ZM228 154V153H227ZM60 155V154H59ZM167 155V156H166ZM182 155V156H183ZM186 155V154H185ZM200 155L203 156V154L201 153ZM35 156V155H34ZM37 156V155H36ZM35 156V157H36ZM56 156V159H57ZM166 156V157H165ZM176 157L173 158V157ZM187 156V155H186ZM191 156V159L193 158ZM207 156V155H206ZM219 156V155H218ZM221 156V155H220ZM237 156V155H235ZM34 157V159H36ZM39 157V154H38ZM59 157V156H58ZM159 157V158H158ZM161 157V158H163ZM199 157V156H198ZM201 157V156H200ZM225 157V156H224ZM228 157V155H227ZM42 158L44 160H42ZM181 158V157H180ZM184 158V157H182ZM187 158V157H186ZM184 158V160L186 159ZM189 160L190 157L188 156ZM210 158V156H209ZM230 158V157H229ZM237 158V157H236ZM38 159V158H37ZM39 159H41L42 161H45L44 156L43 157H39ZM60 159V158H59ZM178 159V160H177ZM194 159H196V157H194ZM201 159V158H200ZM215 159V158H214ZM222 159V157H221ZM228 159V158H227ZM226 159V160H227ZM32 160V161H31ZM46 160V163H47ZM183 160V159H182ZM181 160V162L187 165V163L190 165L189 168H195L192 167V161L189 162L187 159L186 161L188 162H183ZM193 160V159H192ZM199 163V158L197 159ZM196 160V161H197ZM217 160V159H216ZM220 160V157H219ZM218 160V162H219ZM235 160V159H234ZM39 161V160H36ZM41 161V162H42ZM59 162V160H57ZM56 161V162H57ZM63 161V162H62ZM202 161L205 162V160L203 159ZM208 161V160H207ZM201 162V160H200ZM203 162V163H204ZM212 162V161H211ZM236 162V160H235ZM38 163V162H37ZM37 163H32V165H35V167H37ZM181 163V164H182ZM195 163V164H196ZM207 163V162H206ZM221 163H223L221 161ZM229 163V162H227ZM38 164H42V166L46 165L45 162L43 164L42 163H38ZM47 164V165H48ZM59 164V163H57ZM240 164V163H239ZM55 165V163H54ZM172 165H174L173 167H171ZM202 164L200 163V166ZM215 165V164H214ZM218 165V164H217ZM194 166V165H193ZM229 166V165H228ZM231 166V165H230ZM33 166V168H35ZM41 167V166H40ZM197 167L198 164H197ZM213 167V166H212ZM240 167V166H239ZM43 168V167H42ZM48 168L46 170H48ZM188 168V167H187ZM201 168V167H200ZM219 168V167H218ZM224 168H227L226 165ZM232 168V167H231ZM238 168V167H237ZM41 169V168H40ZM39 169V170H40ZM170 169L174 170L173 172L170 171ZM197 170V168H195ZM206 169V168H205ZM235 169V168H234ZM241 169V168H240ZM168 171L169 174H168ZM179 170H181L180 172H182L180 174ZM187 171V169H185ZM192 170V169H191ZM191 170H188V172L190 173ZM194 170V169H193ZM194 170V171H196ZM226 170V169H225ZM229 170V168H228ZM239 170V168H238ZM38 171V168H37ZM49 171V170H48ZM224 171V170H223ZM221 170V172H223ZM233 171V170H232ZM231 171V172H232ZM243 171V170H242ZM246 171V170H245ZM39 172V171H38ZM46 172V171H45ZM44 173V175H46V173ZM55 172V173H54ZM172 172V173H171ZM193 172V171H192ZM197 172V171H196ZM217 172V171H216ZM195 173V172H194ZM191 174V175H194ZM199 173V172H198ZM211 173V172H210ZM213 173V172H212ZM215 173V172H214ZM172 174V175H171ZM204 174V172H203ZM221 174V173H219ZM223 174V173H222ZM232 174V173H231ZM236 174H238L236 172ZM171 175V176H170ZM213 175V174H212ZM216 175V174H215ZM224 175V174H223ZM222 175V176H223ZM227 175V174H226ZM225 175V176H226ZM249 175V174H248ZM189 176V175H188ZM195 176V175H194ZM204 176V175H203ZM202 176V177H203ZM217 176V175H216ZM232 176V175H229ZM236 176V175H235ZM175 177V178H176ZM213 177V176H212ZM224 177V176H223ZM245 177V175H244ZM206 178V177H204ZM210 177H208L209 180ZM214 178V177H213ZM220 177H218L217 179L219 180ZM178 179V178H177ZM198 181L201 178H197ZM193 180V179H192ZM195 180V179H194ZM206 180V179H205ZM206 180V181H208ZM215 180V179H214ZM223 180V179H222ZM228 180V179H227ZM235 180V178H234ZM241 180V179H240ZM246 180V179H244ZM213 181V180H212ZM216 181V180H215ZM170 185L169 187L167 186L168 184ZM175 181H173L174 183ZM177 185H178V181ZM188 182L191 183V180ZM196 182V181H195ZM232 182V181H231ZM239 182V180H238ZM237 182V183H238ZM194 184V182H192ZM199 183V182H198ZM202 183H204L202 181ZM209 183V182H208ZM212 183V182H211ZM245 182H242V184ZM184 184V183H183ZM207 184V182H206ZM215 184V182H214ZM232 184V183H231ZM241 184V183H240ZM173 185V184H172ZM198 185V184H197ZM213 185V184H212ZM230 185V184H229ZM174 186V185H173ZM191 186V184H190ZM205 186V185H204ZM209 186V185H208ZM215 186H217L215 184ZM223 186V185H222ZM227 185H225L226 188ZM233 186V185H232ZM239 186V185H238ZM172 187V186H171ZM176 187V186H175ZM196 190V185L191 186ZM199 187V186H198ZM197 187V189H199ZM236 187V186H234ZM241 187V186H240ZM243 187V185H242ZM213 188L214 185H213ZM230 188V187H229ZM247 188V187H246ZM166 189V188H165ZM171 190L169 191H172ZM183 189V188H182ZM234 189V188H233ZM161 190V189H160ZM177 190V187L176 189ZM192 190V188H191ZM204 190V189H202ZM221 190V189H220ZM168 191V192H169ZM186 191V190H185ZM215 191V190H214ZM224 191V190H223ZM239 191V190H238ZM242 191V190H241ZM163 192V191H161ZM175 192V191H174ZM195 192V191H194ZM193 192V193H194ZM220 192V191H219ZM229 192V191H228ZM231 192V191H230ZM170 193V192H169ZM173 193V192H172ZM185 193V192H184ZM195 194V193H194ZM205 194V193H204ZM211 194V192H210ZM209 194V195H210ZM229 194V193H226ZM231 194V193H230ZM234 194V193H233ZM231 194V195H233ZM240 194V192H239ZM174 194H170V196H173ZM178 195V194H177ZM198 195V194H196ZM215 195V194H213ZM246 195V194H245ZM254 195V194H253ZM175 196V195H174ZM173 196V197H174ZM205 197V195H203ZM212 196V195H211ZM217 196V195H216ZM236 196V195H235ZM257 196V195H256ZM164 197V198H163ZM177 197V196H176ZM186 197V196H185ZM221 197V196H220ZM225 197V196H224ZM242 197V196H241ZM246 197V196H244ZM104 198V201L99 200V199ZM175 198V197H174ZM170 198V200H174ZM194 198V197H193ZM230 197H228L229 199ZM233 198V197H232ZM238 198V197H237ZM196 199V198H195ZM202 199V198H201ZM200 199V200H201ZM206 199V198H205ZM223 199V198H222ZM176 200V199H175ZM174 200V201H175ZM199 200V198H198ZM208 200V199H207ZM232 200V199H231ZM246 200V198H245ZM190 201V200H189ZM189 201H187L189 203ZM195 201V200H194ZM209 201V200H208ZM220 201V200H219ZM229 201V200H228ZM236 201V200H234ZM171 202V201H170ZM176 202V201H175ZM191 202V201H190ZM233 202V201H232ZM239 202L240 199H239ZM248 202V200H247ZM252 202V201H251ZM254 202V201H253ZM178 203V202H177ZM203 203V202H201ZM234 203V202H233ZM200 204V203H198ZM220 204V203H219ZM196 205V204H195ZM202 205V204H201ZM206 205V204H205ZM238 205V203H237ZM261 205V204H260ZM217 206V205H216ZM220 206V205H219ZM236 206V205H235ZM241 206V205H240ZM262 206V205H261ZM190 207V205H189ZM200 207V206H199ZM202 207V206H201ZM209 207V205H208ZM221 207V206H220ZM239 207V206H238ZM250 207V206H249ZM257 207V206H256ZM186 208V207H185ZM235 208V207H234ZM243 208V206H242ZM247 208V207H246ZM191 208H189L190 210ZM204 209V208H203ZM211 209V208H209ZM233 209V208H232ZM238 209V208H237ZM235 209V211L237 210ZM261 209V208H260ZM222 210V209H221ZM228 210V209H227ZM226 210V211H227ZM230 210V209H229ZM241 210V209H240ZM249 210V209H248ZM182 211V210H181ZM197 211V209H196ZM232 211V210H231ZM186 212V211H185ZM190 212V211H189ZM193 212V211H192ZM202 212V211H200ZM216 212V210H215ZM253 212V209L252 211ZM256 212V211H255ZM181 213V212H180ZM221 213V212H220ZM224 213V212H222ZM242 213V211H241ZM245 213V211L243 212ZM257 213V212H256ZM264 213V212H263ZM192 214V213H191ZM213 214V211L211 213V215ZM225 214V213H224ZM234 214V213H233ZM239 214V213H238ZM236 214V215H238ZM261 214V213H260ZM195 215V214H193ZM204 215V214H203ZM218 215V214H217ZM222 215V214H221ZM235 215V214H234ZM242 215V214H241ZM255 215V214H253ZM263 215V214H262ZM201 216V214H200ZM210 216V213H209ZM244 216V215H243ZM250 216V215H249ZM181 217V216H180ZM192 217V216H191ZM208 217V216H207ZM227 217V216H226ZM230 217V216H229ZM237 217V216H236ZM246 217V216H245ZM262 217V216H261ZM187 218V217H186ZM195 218V217H194ZM212 218V216H211ZM240 218V217H239ZM252 218V217H251ZM254 218V216H253ZM190 219V218H189ZM188 219V220H189ZM205 219V218H204ZM203 219V220H204ZM210 219V218H209ZM214 219V218H213ZM230 219V218H229ZM236 219V218H235ZM256 219V218H255ZM202 220V219H201ZM223 220V218H222ZM247 220V219H246ZM253 220V219H252ZM182 221V220H181ZM186 221V220H185ZM205 221V220H204ZM203 221V222H204ZM210 221V220H209ZM214 221V220H213ZM235 220L233 219L232 222H234ZM245 221V219H244ZM255 221V220H254ZM260 221H262L260 219ZM184 222V221H183ZM194 222V221H193ZM196 222V221H195ZM219 222V221H218ZM221 222V221H220ZM264 222V221H263ZM216 223V222H215ZM259 223V222H257ZM211 223H209V226ZM213 224V223H212ZM237 224V223H236ZM245 224V223H244ZM203 225V223H202ZM201 225V226H202ZM227 225V224H226ZM229 225V223H228ZM232 225V224H231ZM241 225V224H240ZM246 225V224H245ZM179 226V224H178ZM177 226V227H178ZM187 226V225H186ZM196 226V225H195ZM208 226V227H209ZM220 226V225H219ZM225 226V225H224ZM244 226V225H243ZM249 226V225H248ZM167 230L168 233H166V235L163 233V230ZM193 227V226H191ZM216 227V225H215ZM231 227V226H230ZM251 227V226H250ZM264 227V226H263ZM214 228V227H213ZM224 228V227H223ZM228 228V226H227ZM249 228V227H248ZM256 228V227H255ZM261 228V227H260ZM181 229V228H180ZM189 229V227H188ZM211 229V228H210ZM244 229V228H243ZM246 229V228H245ZM254 229V228H253ZM182 230V229H181ZM186 230V229H185ZM195 230V229H193ZM197 230V229H196ZM199 230V228H198ZM208 230V229H207ZM215 230V229H214ZM232 230V229H231ZM237 230V229H236ZM240 230V229H239ZM259 230V229H258ZM264 230V228H263ZM220 231V230H219ZM247 231V230H246ZM244 231V232H246ZM182 232V231H181ZM184 232V231H183ZM182 232V233H183ZM200 232V231H198ZM215 232V231H214ZM213 232V233H214ZM222 232V231H221ZM228 232V231H227ZM231 232V231H229ZM237 232V231H236ZM192 233V232H191ZM204 233V232H203ZM208 233V232H207ZM220 233V232H219ZM239 233V232H237ZM254 233V232H253ZM252 233V234H253ZM259 233V232H258ZM263 233V232H262ZM181 234V233H180ZM179 234V235H180ZM184 234V233H183ZM195 234V233H194ZM201 234V232H200ZM217 234V233H215ZM214 234V235H215ZM221 234V233H220ZM227 234V233H225ZM236 234V233H235ZM250 234V233H249ZM202 235V234H201ZM213 235V234H211ZM228 235V234H227ZM245 235V234H244ZM175 236H178L177 234H175L173 237L171 235V238H174ZM203 236V235H202ZM221 236V235H220ZM242 236V235H241ZM257 236V235H256ZM263 236V235H262ZM189 237V236H188ZM196 237V236H194ZM200 237V236H199ZM209 237V236H207ZM222 237V236H221ZM228 237V236H226ZM231 237V236H230ZM249 237V236H248ZM255 237V236H254ZM264 237V236H263ZM204 238V237H203ZM210 238V237H209ZM251 238V237H250ZM260 238V237H259ZM176 239V238H175ZM179 238H177L178 240ZM198 239V238H196ZM245 239V238H244ZM247 239V237H246ZM261 239V238H260ZM263 239V238H262ZM217 240V239H216ZM215 240V242H216ZM226 240V239H225ZM241 240V239H240ZM249 239H247L248 241ZM181 243V239L179 240ZM183 241V240H182ZM194 241V240H193ZM205 241V240H204ZM237 241V240H236ZM184 242V241H183ZM188 242V239H187ZM226 242V241H225ZM240 243V241H238ZM236 242V243H238ZM257 242V240H256ZM260 242V241H259ZM202 243V242H201ZM211 243V242H210ZM250 243V242H249ZM261 243V242H260ZM264 243V242H263ZM262 243V244H263ZM184 244V243H183ZM186 244V243H185ZM197 244V243H196ZM205 244V242H204ZM251 244V243H250ZM190 245V244H189ZM188 245V246H189ZM210 245V244H209ZM242 245V243H241ZM241 245H239L241 247ZM247 245V244H246ZM259 245V244H258ZM196 246V245H195ZM219 246V245H218ZM224 246V245H223ZM223 246L220 245L219 248H224ZM235 246V245H234ZM238 246V245H237ZM251 246V245H250ZM260 246V245H259ZM264 246V245H263ZM261 246V249H263L264 247ZM183 247V246H182ZM187 247V246H186ZM200 247V246H199ZM206 247V245H205ZM217 247V246H216ZM177 248V249H176ZM191 248V247H189ZM189 248L187 249L189 251ZM211 248V247H210ZM209 248V249H210ZM215 248V247H214ZM213 248V249H214ZM234 248V247H233ZM236 248V247H235ZM255 248V247H254ZM200 249V248H199ZM206 249V248H205ZM216 249V248H215ZM214 249V250H215ZM232 249V247H231ZM180 250V249H179ZM186 250V251H187ZM193 250V249H192ZM207 250V249H206ZM228 250V249H227ZM235 250V249H234ZM238 250V248H237ZM258 250V249H257ZM202 251V250H201ZM208 251V250H207ZM212 251V250H211ZM217 251L220 253V249H218L217 247ZM222 251H225L222 250ZM233 251V249H232ZM183 252V251H182ZM200 252V251H199ZM217 252V253H218ZM256 252V251H255ZM258 254H259V259L256 261L255 258L254 260L256 262L253 263L252 260H250L249 258H245V257H241V259L239 258H235L236 259V263L237 260L240 261V264H264V251H260V248L258 250ZM187 253V252H186ZM196 253V251H195ZM203 253V251H202ZM211 253V252H210ZM214 253V252H213ZM216 253V254H217ZM226 253V252H225ZM225 253H220V254H225ZM236 253V252H235ZM254 253V251H253ZM219 254V255H220ZM231 254V253H230ZM246 254V253H245ZM180 255V253H179ZM183 255V253L181 254ZM180 255V256H181ZM185 255V254H184ZM190 255V254H189ZM193 255V254H192ZM198 255V254H197ZM203 255V254H202ZM211 255V254H210ZM229 255V254H228ZM235 255V254H234ZM242 255V253H241ZM249 255V253H248ZM191 256V255H190ZM195 256V255H194ZM215 256V255H214ZM221 256V255H220ZM236 256V255H235ZM192 257V256H191ZM217 257V256H216ZM232 257V256H231ZM185 258V257H184ZM187 258V257H186ZM215 258V257H214ZM218 258V257H217ZM224 258V257H223ZM189 259V258H188ZM202 259V258H201ZM200 259V260H201ZM212 260V258H210ZM225 259V258H224ZM228 259V258H227ZM184 260V259H183ZM187 260V259H186ZM193 260V259H192ZM198 260V259H195ZM199 260V261H200ZM217 260V259H216ZM222 260V259H221ZM230 260V259H229ZM189 261V260H188ZM220 261V260H219ZM233 261V260H232ZM210 262V261H209ZM212 262V261H211ZM227 262V261H226ZM207 263V262H206ZM217 263V262H216ZM225 263V262H224ZM183 264V262H182ZM204 264V263H203ZM210 264V263H209ZM230 264V263H229ZM239 264V263H238Z\"/></svg>",
    "mask_w": 264,
    "mask_h": 264
},
{
    "label": "rangeland",
    "instance_id": "2",
    "mask_svg": "<svg viewBox=\"0 0 264 264\" xmlns=\"http://www.w3.org/2000/svg\"><path fill=\"white\" fill-rule=\"evenodd\" d=\"M104 0H95V5L97 6V8H98V10H97V17L100 19V20H102V21H104V20H106V17L107 16H109V17H113V19L115 20L116 18H117V20L119 21V20H121L120 22H122V23H125L126 21V16L128 17V18H133V21H135V20H137V18H138V20L140 19V13H138V12H136V11H139L140 10V6H141V2H140V0L138 1V0H105L104 2H103ZM132 1V2H131ZM187 1H189V2H191V6L193 7H189L188 9H191L192 11H196V13L195 12H191V10H190V14L188 13V14H186V12H184L186 15H189L190 17L193 15V13H195L194 14V16H192L191 17V19H193L194 17H195V19H193L194 20V23L195 22H197L196 24L197 25H200V26H203V30H205V28H206V30L204 31V32H207V33H204V35L206 36L207 35V37H209V38H207V39H205V41H204V43L201 45V47H202V50H200L201 49V47H200V45H199V47H198V49L196 48L194 51H197V50H200V51H197V53H194V54H192V56L194 55H196L197 56V54L198 53H201V54H203V55H201V54H198V56L199 57H201V58H198V57H194V62L196 61V60H198V61H196V66H194V67H202V68H200L199 70L202 72V76H200L199 77V70H198V68L196 69V68H194V69H196V70H193V71H195L196 73H198V77H197V79H196V77H195V79H196V82H195V79H194V84H195V86L193 87V88H195L196 89V92H195V89L193 90V93L195 92V95H198V96H196L197 98L195 99V100H197V101H195L194 102V104H195V107L196 108H190V106H189V104H188V101L186 102V100L187 99H184V98H182V95L181 94H183V97H185L184 95H185V93H183V91L185 92V90H183L185 87L184 86H182L181 84H182V80L184 81V79L182 78L181 79V77L179 78V77H176L174 80L172 79V80H170L171 78L169 77V79L166 77V74L165 73H163V71H156V72H158L157 74H158V76H157V74L156 73H151V75L153 74H156V78H155V80H157V77H158V80L160 81V79L159 78H161V81H163V86H160V85H158L156 88H157V91H162V93L164 92L165 94H168V95H170L171 96V101H173L172 99L174 98L173 96L177 93V97L176 98H174V99H178V98H180V99H184L183 101L185 102V104H184V102L182 101V100H180V101H182V102H180L179 101V99L178 100H176L175 101V103H174V101H173V104H174V107H170L169 106V108L168 109H170L168 112H170V114L169 115H167V113H165L166 115H165V117L163 118V119H161L160 120V123L161 122H163V123H165V126H168V128H171V125L173 124V122H176V123H174V124H176V125H172V128H174V129H179V128H182L183 126L185 127V126H188V127H190V131H192V132H190L189 130H188V132L186 131L187 130V128H185L184 130H182L181 129V132L180 131H176V130H171L170 129V131L168 130V129H166L167 127H164V125H163V123H158L159 121H158V119H160V118H162V116L164 115V114H162V116L159 118L158 116H157V118H155L158 122L156 123L157 124V126L160 124V129L159 128H156L157 130H156V132L157 131H159L160 130V132L162 131V133L164 134V136L166 135L167 137H168V133H169V135L170 136H172L173 135V133H174V135L176 134V137H174V136H172L171 138H173V140L174 139H177V137L179 138V143L180 144H178L177 142H178V139H177V142H174V141H172V139L170 138V140L172 141V143H174L175 144V146L173 147V148H171V146H169V145H173L172 143L170 144L169 142H171L170 140H168L169 138H167V137H164L163 136V138H160V137H162L161 136V133L160 132H154L155 131V129H152L153 128V126H154V124H155V122L153 121L151 124L153 125H151L150 124V126H152V127H148L149 129H150V133L148 134L147 133V136H146V138L148 139V135L150 136L151 134H152V136H150L149 138L150 139H148L149 141L151 140V142L150 143H148V145H150L153 141H154V143L153 144H156V143H160V141H162L163 142V140H164V142H166L165 141V138L168 140L166 143H167V146H166V144H164V142L161 144V146L163 145V147H166L165 149H163V147H161V146H159V144H156L157 146H155V147H158V150H156V151H154L155 149H153V151L156 153L157 151H159V148H160V151L159 152H157L156 154L157 155H162V156H159L160 157V161L162 160V162L164 161V160H166L164 157H163V155H165V154H169L170 155V150L172 151H176L175 149H176V145H178V146H180V147H177V151H179L178 153L179 154H176V156H178V158L179 159H183L184 160V158H186L189 162H193L191 165H192V167H195V168H197V170L195 169V168H189V166L188 165H190V163L188 164L187 163V165L184 163H182L181 162V160H179L180 162H179V166L181 165H183L184 167L186 166V168L185 169H187V171L184 169V170H182V172L183 171H185V173H183V174H181L182 172H180L181 170H179V172H180V174H181V176H179V174L177 173V177L175 176V174H176V172H178L177 170H172V169H170V171H174L175 173L173 174V176H171L172 177V184L174 185H172V184H168L167 182V186L169 187V189L167 188V187H163V186H159L158 188H159V193H160V195H165L164 197L165 198H171V199H173L174 197V200L176 201H174V200H170V198H169V201H167L168 203H171V204H175V207H177L176 209L179 211V215H178V219H176V224L177 225H175V229L176 228H178V230L176 229L175 230V234H177L178 236H175L174 238H171V235H172V237L175 235L174 233H171V235L167 232V230H165L166 231V233H168L169 235H170V239L172 240H176V242H177V244H176V246H177V248H178V252H177V254H178V257H180L179 259V263H181L182 264V262H183V264H240V261L239 260H237V262L238 263H236V259L237 258H239V259H241V257L243 258V257H245V258H249L250 260H252L253 261V263L254 262H256L258 259H259V252H258V250H259V248H260V251L262 250V251H264V248L263 249H261V246H263L264 245V230H263V226H264V46H262V44H264L263 42H264V40H263V37H264V20L262 19V18H264L263 17V14L261 15V13H259L258 14V11L257 10H255L256 9V5H258V3L260 4V2H257V1H253V0H248L249 2H241L240 0H231V1H233V3H232V5L233 6H235L236 5V16L235 15H232V16H230L229 15V6H228V4L227 3H225L226 1L225 0H222L223 1V3H222V1L221 0H214V2H212L211 0V2H209V5H211V3H214V4H212L211 5V7L215 10H213L211 7H205L204 5H206L205 4V1L203 2L202 0H187ZM196 1H198V3H196ZM199 1L201 2V4H202V8H199L200 6L199 5H201L200 3H199ZM221 1V2H220ZM98 2V3H97ZM100 2V3H99ZM138 2V3H137ZM194 2V3H193ZM238 2H240V3H238ZM254 2H255V4H254ZM256 2H257V4H256ZM261 2H262V0H261ZM79 3V2H78ZM102 3H105V4H103L102 5ZM135 3H137L136 5H135ZM216 3H217V5H216ZM225 3V4H224ZM246 3V4H245ZM249 3V4H248ZM204 4V5H203ZM219 4V5H218ZM239 4H241L240 6H238ZM243 4H245L244 6H243ZM254 6H253V5ZM71 5H73L72 7L71 6H69V5H66L67 7H63V9L61 10V13H56L57 15H59L58 17H57V15H55L54 16V19L55 20H57L56 22H54L53 23V25H54V27H50V28H48L47 30L45 29L44 31L43 30H40V32H38L37 33V35L35 36L36 38L35 39H33L32 40V42H30L29 44H30V46H29V44L27 45V46H29V49H28V52L26 51H24L25 50V48H23V46L21 47V48H19L18 47V49L16 48L15 49V53H13V50L11 49H9L10 51H11V53H10V51L9 52H7L8 51V48L6 49V48H3L4 46L3 45H1L0 46V56L2 57V58H0V61H2V62H5V60H6V65H8V67H4V65H2V62H0V69H2V70H4V71H2V70H0V72H1V74H2V77H3V80L5 81V83H4V81L2 80V78H0V80H2V81H0L1 83L0 84H2L3 85V88H2V86L0 85V90L1 89H3V90H1V93H0V104H3V102H5V99H7L6 98V95H8L9 97H10V95H11V91L10 92H8L6 89V91H4V88H5V86L7 85V84H9L11 81L13 82V80H11L10 79V77H8V78H4L5 77V75L4 74H7L6 75V77L8 76V73L11 71L12 73L15 71V73L19 76L20 75V77H18L17 76V79L19 78H21L20 79V81L18 82V81H15L16 82V84L15 85H19V86H15L13 83H10L9 85H11V84H13L14 86H15V88H16V93H17V96H16V99L19 101H15V102H17V103H19V104H17L16 103V107L21 111V110H24V109H26V110H24V112H26L25 114H28L29 115V117L30 118H28V115H26L25 116V114L23 115L22 113H23V111H22V113H19L20 114V116H21V114H22V117H20L19 115V117H20V121H21V118H22V120H23V116H24V118L26 117V119H28V120H26L25 119V121L27 122V121H29V119H31V114H33V112L31 113L30 111H31V106H33V108H34V106H35V111H34V109L32 110V111H34V112H36V113H34V114H39V116L41 115V114H43L41 117H40V119H38L39 118V116L38 115H35L36 116V118L40 121V123H42V124H45L44 126H46V123H47V125L49 126V124H52L51 122L50 123H48L49 121H55L56 119H57V117L58 116H55V115H58L57 114V112L59 113V115H68L69 114V112L71 111V110H69V109H71V106H70V108H69V106H68V101H67V99L64 97V95L66 94V93H68V95H69V92L71 91L70 89H68L67 90V92H65V88L63 89L64 91H62V89L59 91V89H60V87H62L63 88V86H60L59 88H58V86H54V88L55 87H57V92L58 93H56V90L55 89H52L53 88V86L50 88H46V84H49L50 83V81H53L52 79H50V81H48L47 83H46V81L48 80V79H43V81L44 80H46V81H42V78H41V76L39 75L40 73L42 74L43 72H44V74H45V72H48L46 69H48L47 68V65H48V63H49V61H50V63H51V61L52 60H54L55 59V57H57V59H55L54 61H52V63L50 64L51 65V68H49L48 70H50L51 69V71H49V72H52L53 71V68L52 67H54V70H55V72H59L60 73V71H62L61 73H64L65 74V72H63V70H65L66 68H69L70 66H68V67H64V68H62L61 66L64 64H68V57L67 56H69L68 55V52H69V50H70V52H71V50H72V52L70 53L69 52V54L70 55H74V56H78L79 57V64L81 63L82 64V62H83V66L81 65V67H84V65L86 64V63H88V61H90V59L88 60V61H85V60H87L86 59V57L87 56H89L88 54L90 53V50H87V52H88V54L86 53V52H84V47H85V50L86 49H90V47H88L87 48V44H86V40L85 39H87V34H88V32L85 30V32H87L86 33V36H84L85 35V32H84V29H87V27H88V25H90L89 27H93V23H92V20H90V23H92V24H89L88 23V25L87 24H84V22H83V20H81L82 18V16H80V18H79V13H80V11H81V15L85 12V11H87V8L85 9V6H81L82 4L81 3H79V5L84 9H82L79 5H77V3H75V5H74V3L73 4H71ZM139 5V6H138ZM208 5V6H209ZM215 5V6H214ZM226 5V6H225ZM229 5H231V4H229ZM250 6V7H248V6ZM138 6V7H137ZM207 6V5H206ZM238 6V7H237ZM247 6V7H246ZM252 6H253V8H252ZM73 7H77L76 9L78 10V7H79V10L77 11L76 9L74 10L73 9ZM87 7V6H86ZM205 8V10H206V12H205V10H204V8ZM225 7V8H224ZM254 7H255V9H254ZM81 8V9H80ZM118 8V9H117ZM241 8V9H240ZM243 8H245L244 10H243ZM107 9V10H106ZM115 9V10H114ZM132 9V10H131ZM174 8H170L169 9V11L171 10H173ZM194 9V10H193ZM199 9H201L200 11H199ZM202 9H203V11L204 12H202ZM210 9H212V10H210ZM229 9V10H228ZM240 9V10H239ZM153 10V9H152ZM187 10V9H186ZM210 10V11H209ZM72 11H74L75 13L76 12H78L76 15H78V21L75 23V26H77L79 23V26H77L76 27V29H77V31H76V29H71L70 27H69V29L67 28L68 26H69V24L70 23H72L71 21L72 20H68L67 21V17H70L69 15L71 14L72 16L75 14L74 12H72ZM84 11V12H83ZM111 13H110V12ZM170 11V12H171ZM188 11V10H187ZM214 13H213V12ZM248 11V12H247ZM254 11V12H253ZM92 12L93 11H91V15H94V14H92ZM102 14H101V13ZM208 12H209V14H208ZM220 12V13H219ZM244 12V14H242ZM255 12H257V15L259 16V17H261V18H259L258 16H256V13ZM87 13V12H86ZM191 13H192V15H191ZM205 13V14H204ZM211 13V14H210ZM218 13V14H217ZM255 13V14H254ZM85 14V13H84ZM107 14V15H106ZM134 14V15H133ZM213 14V15H212ZM220 14V15H219ZM248 14H249V16H248ZM68 15V16H67ZM114 15H115V17H114ZM133 15V16H132ZM209 17H208V16ZM247 15V16H246ZM254 15V18L252 17ZM65 16V17H64ZM102 17V19H101V17ZM131 16V17H130ZM188 16V17H189ZM197 16V17H196ZM218 16V17H217ZM229 16V17H228ZM235 16V17H234ZM243 16L245 17V20H243L244 18H243ZM64 18V19H61L60 20V18ZM104 17V18H103ZM121 17H122V19H121ZM204 17V18H203ZM207 17V18H206ZM211 17V18H210ZM249 17V18H248ZM256 17V18H255ZM53 17H51V20H53L52 19ZM66 18V19H65ZM125 18V19H124ZM199 18V19H198ZM213 18V20L212 21H210L211 19ZM214 18H216L215 20H214ZM221 18V19H220ZM228 20H227V19ZM253 18V19H252ZM260 20H259V19ZM112 19V18H111ZM112 19V21L113 22H115L114 20ZM197 19V20H196ZM210 19V20H209ZM225 19V20H224ZM231 19V20H230ZM240 19V20H239ZM247 19H251V20H247ZM262 19V20H261ZM54 20V21H55ZM59 20L61 21V24H60V22H59ZM81 20V21H80ZM196 20V21H195ZM237 20V21H236ZM248 22H247V21ZM63 21H66V22H63ZM213 21H215V22H213ZM228 21H230V22H228ZM241 21H246L247 23L245 24V25H247V26H245L244 25V23H242ZM255 21V22H254ZM256 21H258V22H256ZM259 21H260V23H259ZM263 21V22H262ZM68 22H70V23H68ZM201 22V23H200ZM211 22V23H210ZM228 22V23H227ZM234 22V23H233ZM239 22V23H238ZM241 22V23H240ZM63 23V24H62ZM83 23V24H82ZM200 23V24H199ZM223 23V24H222ZM226 23V24H225ZM251 23L253 24V25H251ZM66 24L68 25V26H66ZM77 24V25H76ZM171 24L172 25H174L173 24V22H171ZM202 24V25H201ZM209 24V25H208ZM218 24V25H217ZM228 24V25H227ZM235 24H236V26H235ZM243 24V25H242ZM255 24V25H254ZM259 24V25H258ZM56 25V26H55ZM60 25V26H59ZM62 25H63V27H62ZM81 25V26H80ZM219 26V27H216V26ZM223 25H224V27H223ZM227 25V26H226ZM231 25V26H230ZM239 27H238V26ZM242 25V26H241ZM252 27H251V26ZM257 25V26H256ZM260 25H261V27H260ZM85 26V27H84ZM87 26V27H86ZM158 26V27H157ZM157 26H155V27H149V33L150 34H152L153 33V35H152V38H153V36H155V34H156V30H159L160 29V27H159V25H157ZM204 26H205V28H204ZM209 26V27H208ZM216 27L215 29H214V27ZM220 26H221V29H220ZM230 26V27H229ZM250 26V27H249ZM56 27H58V29L56 28ZM66 29H65V28ZM81 27V28H80ZM84 27V28H83ZM175 27V26H174ZM233 27V28H232ZM246 27V28H245ZM248 27V28H247ZM255 29H254V28ZM259 27V28H258ZM52 28H53V30H52ZM79 28V29H78ZM159 28V29H158ZM211 28V29H210ZM236 28V29H235ZM237 28H238V30H239V32H238V30H237ZM242 28V29H241ZM251 28V29H250ZM55 29H57L58 30V32H57V30H55ZM61 29L64 31V36L66 35L67 37H66V40H67V43H66V45L63 47V49L61 50V51H58V50H54V49H52L51 51H50V54H52L53 53V51L55 52V53H57V54H53V55H57V56H55V57H53L54 59H51L50 57H48L49 56V54L46 56L47 58H41L42 60H44L43 62L41 61V59H39L38 57H36V56H34V57H32V55H33V51H35L33 48H31V47H36L37 45V47L36 48H38L39 46H41V45H43L44 43H45V41H46V35H48V36H50V33H51V36H52V38H54V39H56V34H58L60 31H61ZM66 31H65V30ZM148 28H145V31L147 32L148 30H147ZM258 29V30H257ZM70 30V31H69ZM73 30H75V31H73ZM80 32H79V31ZM81 30H82V32H81ZM216 30H217V32H216ZM222 30V31H221ZM230 31L229 33H228V31ZM235 30H237V31H235ZM244 30V31H243ZM155 31V32H154ZM233 31H234V34H233ZM248 31H249V33H248ZM47 34H46V33ZM49 32V33H48ZM57 32V33H56ZM65 32H68L67 34L65 33ZM72 33V36L70 35L71 33ZM79 32V33H78ZM212 32V33H211ZM219 32L221 33V34H219ZM238 32V33H237ZM242 32V33H241ZM255 32H257V33H255ZM75 33L77 34V36L79 37V39H78V37L75 35ZM247 33V34H246ZM254 33V34H253ZM53 34V35H52ZM74 34V35H73ZM209 34V35H208ZM218 34V35H217ZM222 34H224V35H226V36H224V35H222ZM228 34V35H227ZM237 36H236V35ZM241 36H240V35ZM256 34V35H255ZM135 36H138V37H140L139 35H141V34H139V35H136V33L134 34ZM212 35V36H211ZM221 35V36H220ZM234 35V36H233ZM243 35V36H242ZM253 35V36H252ZM45 36V37H44ZM50 36V37H51ZM55 36V37H54ZM68 36L70 37V38H68ZM82 38H81V37ZM251 36V37H250ZM261 36V37H260ZM77 38V40L75 39V38ZM156 37V36H155ZM154 37V38H155ZM160 37V36H159ZM201 36H199V39H201L200 38ZM217 37V38H216ZM221 37H222V39H221ZM238 37V38H237ZM254 37V38H253ZM49 38V37H48ZM68 38V39H67ZM163 38V37H162ZM162 38L160 37V38H155V39H158V40H156L157 42H159V43H163L164 42V40H166V39H164V40H162ZM216 38V39H215ZM219 38H220V40H219ZM233 38L235 39V40H233ZM252 38V39H251ZM42 39H44V41H41ZM155 39H151V41H148V43L146 42V45L144 44V42H143V44L145 45V46H152V44H154V40ZM231 39V40H230ZM243 39H245V40H243ZM255 39V40H254ZM261 39V40H260ZM70 40H72V41H70ZM75 40V41H74ZM237 40V41H236ZM240 42H239V41ZM34 41H36V42H34ZM77 41V42H76ZM82 41H84V42H82ZM163 41V42H162ZM219 43H218V42ZM220 41H222V42H220ZM224 41V42H223ZM233 41V42H232ZM40 42H41V44H40ZM69 42V43H68ZM215 42V43H214ZM231 44H230V43ZM237 42V43H236ZM245 42V43H244ZM248 42V43H247ZM255 42V43H254ZM260 42H262V43H260ZM33 43V44H32ZM35 43V44H34ZM78 43V45H76ZM212 43V44H211ZM223 43H224V45H223ZM239 43V44H238ZM258 43V44H257ZM37 44V45H36ZM71 44H72V47H70L71 46ZM85 44V46L83 47V45ZM142 44V43H141ZM148 44H151V45H148ZM207 44V45H206ZM208 44H210V45H208ZM216 44V45H215ZM218 44H220L222 47H220V45H218ZM243 44V45H242ZM250 44V45H249ZM255 44V45H254ZM34 45V46H33ZM36 45V46H35ZM74 45L76 46V48L74 47ZM233 45V46H232ZM239 45V46H238ZM26 46V47H27ZM78 46V47H77ZM220 48H219V47ZM229 46V47H228ZM249 46V47H248ZM259 46H261V47H259ZM68 47V48H67ZM73 47L75 48V50L73 49ZM204 47H205V49H204ZM210 47V48H209ZM213 47V48H212ZM236 47V48H235ZM245 47V48H244ZM254 47V48H253ZM2 48V49H1ZM66 49V51H65V49ZM72 48V49H71ZM200 48V49H199ZM207 48V49H206ZM212 48V49H211ZM217 48V49H216ZM235 48V49H234ZM260 50H259V49ZM21 49V51H18V50H20ZM69 49V50H68ZM79 49V50H78ZM222 49V50H221ZM244 51V54H242L243 53V51ZM253 49V50H252ZM258 49V50H257ZM4 50H6V52L4 51ZM33 50V51H32ZM67 50H68V52H67ZM73 50L75 51V53H73ZM77 50L79 51L78 53H76L77 52ZM83 50V51H82ZM213 50V51H212ZM221 50V51H220ZM229 50V51H228ZM232 50V51H231ZM240 50V51H239ZM18 51V52H17ZM31 51V52H30ZM63 51H65V52H63ZM84 52V53H81V52ZM219 51V52H218ZM237 51V52H236ZM254 51V52H253ZM162 51H160L159 53H157V55H161L160 53H161ZM203 52V53H202ZM229 52H231V53H229ZM246 52V53H245ZM251 53V54H249V53ZM17 53V54H16ZM162 53H164V52H162ZM205 53V54H204ZM209 53V54H208ZM225 53H227V54H225ZM241 53V54H240ZM4 55V56H2V55ZM5 54H10V55H8L7 57H6V55ZM15 54V55H14ZM29 54V55H28ZM31 54V55H30ZM62 56H61V55ZM82 54H84L83 56H82ZM86 54V55H85ZM208 54V55H207ZM257 54V55H256ZM260 54V55H259ZM13 55V56H12ZM60 55V56H59ZM163 55V54H162ZM161 55V57L164 59V60H166V61H172L173 60V52L170 54V55H168V56H166V53H164V56H162ZM205 55H206V57H205ZM223 55V56H222ZM231 55V56H230ZM237 55V57H235ZM255 55H256V57H255ZM9 56H11V58H9ZM29 56V58H28V60L26 61V63H28V65H26V63H25V60L27 59V57ZM51 56V55H50ZM81 56V57H80ZM208 56V57H207ZM211 56V57H210ZM221 56V57H220ZM226 56V57H225ZM3 57H4V61H3ZM30 57H31V59L32 58H35L36 57V59L38 58V60H35V62H38V61H40L39 63H38V65L40 66V64H42V67H43V65L44 66H46V67H38V65H37V63H35V65H34V62H32V61H34L33 59H32V61H31V59H30ZM66 57V60H63L64 58ZM158 57V56H157ZM215 57V58H214ZM228 57H230V58H228ZM244 57V58H243ZM13 58V59H12ZM50 58V59H49ZM58 58H60V60H58ZM83 58V59H82ZM167 58V59H166ZM193 58V57H192ZM198 58V59H197ZM204 58H206V60H207V62L205 63L204 62ZM219 58V59H218ZM228 60H227V59ZM238 60H237V59ZM260 58V59H259ZM30 59V60H29ZM49 61H48V60ZM61 59H62V61H61ZM168 59H170V60H168ZM241 59V60H240ZM48 61V63L47 62H45V61ZM82 60V61H81ZM84 60V61H83ZM205 60V61H206ZM218 60V61H217ZM222 60V61H221ZM247 60V61H246ZM255 60V61H254ZM29 61H31L30 63H32L33 65H34V68H36V69H38V70H36V69H34V70H36V75H39V76H37L38 78L36 79V76H35V72L32 70V73H31V69H33V65H31V64H29ZM170 61V62H171ZM219 61H221V62H219ZM231 61V62H230ZM84 62H86V63H84ZM201 62H203V63H201ZM219 62V63H218ZM235 62V63H234ZM237 62V63H236ZM241 62V63H240ZM258 62V63H257ZM46 65H45V64ZM55 63H57L58 65V67L56 68L55 66H52V64L54 65ZM59 63H61V64H59ZM172 63V62H171ZM200 63V65H198V64ZM214 63V64H213ZM224 63V64H223ZM205 64H206V67H205ZM215 64H217V65H215ZM222 64V65H221ZM232 64H233V66H232ZM248 64V65H247ZM10 65V66H9ZM15 65V66H14ZM27 67H26V66ZM30 65H31V67H30ZM49 65V66H50ZM56 65V64H55ZM194 65H195V63H194ZM198 65V66H197ZM204 65V66H203ZM211 65V66H210ZM225 65V66H224ZM235 65V66H234ZM237 65V66H236ZM240 65V66H239ZM3 66V67H2ZM86 66H89V63H88V65L86 64L85 65V67ZM178 66V65H177ZM176 66V67H177ZM219 66V67H218ZM223 66V67H222ZM257 66H258V68H257ZM262 66V67H261ZM25 67L28 69L29 67L31 68H29L28 70L27 69H25ZM60 67V68H59ZM84 67V68H85ZM140 66H138L137 67V69H141V67L139 68ZM204 67V68H203ZM209 67V68H208ZM246 67H247V69H246ZM260 67V68H259ZM16 68V69H15ZM20 68V69H19ZM44 68H46V69H44ZM178 68V67H177ZM193 68V67H192ZM192 68H191V70H192ZM217 68V69H216ZM233 68V69H232ZM243 68V69H242ZM251 68V69H250ZM262 68V69H261ZM12 69V70H11ZM14 69V70H13ZM57 69V70H56ZM60 71H59V70ZM70 69H72V68H70ZM124 69V68H123ZM122 69V73L124 74L126 71H127V69H126V71H124ZM132 69V68H131ZM130 69V70H131ZM137 69L135 70V72L137 71ZM208 69V70H207ZM215 69V70H214ZM220 69V70H219ZM228 69V70H227ZM256 72H254L253 70ZM30 70V74L31 75H27V72ZM67 70V69H66ZM179 70H180V66H179ZM216 72H214V71ZM224 70H226V71H224ZM235 70V72H233ZM247 70H248V72H247ZM8 73H7V72ZM23 71H24V73H25V71H27L25 74L23 73ZM140 70H138L137 72H139ZM154 71H155V69H154ZM205 71V72H204ZM253 71V72H252ZM4 72V73H3ZM38 72H39V74H38ZM130 71H128V73H125V74H128V75H130V73H129ZM134 72V73H135ZM137 72L135 73V74H137ZM153 72V71H152ZM162 72V73H161ZM239 72V73H238ZM242 72V73H241ZM252 72V74L254 73V75H252V74H250ZM14 73V74H15ZM23 73V74H22ZM75 73H77V72H75ZM161 73V74H160ZM205 73H206V75H205ZM223 73V74H222ZM230 73V74H229ZM232 73V74H231ZM247 73V74H246ZM261 73V74H260ZM1 74H0V76H1ZM15 74V75H16ZM29 74V73H28ZM163 74V75H162ZM211 74V75H210ZM218 74H220V77H219V75ZM225 74V75H224ZM227 74V75H226ZM235 74V75H234ZM246 74V75H245ZM4 75V76H3ZM24 76V78H23V76ZM127 75V76H128ZM152 75V76H153ZM214 75V76H213ZM233 75V76H232ZM248 75V76H247ZM251 75V76H250ZM27 76H29V77H31V79L29 78V80H30V84L28 85V80H26V79H28L27 78ZM32 76H34L33 78L35 79V81L37 82V80H39L38 81V83H40L39 85H41V84H43V83H45L43 86H41V87H43V89L41 88V90H40V86L37 88V86L35 85V86H30L31 85V83L32 84H34L35 82L33 81L34 79L32 78ZM163 76V77H162ZM217 76V77H216ZM235 76H237V77H235ZM246 76V77H245ZM258 76H260V77H258ZM155 77V76H154ZM217 79H216V78ZM219 77V78H218ZM228 77H229V79H228ZM233 77V78H232ZM239 77V78H238ZM252 77H254L253 79H252ZM25 79V80H23V79ZM39 78H41V80L39 79ZM177 78H179V79H181V80H179V79H177ZM232 78V79H231ZM237 78V79H236ZM11 81H10V80ZM18 79V80H19ZM132 79L133 78H131V80H130V78H129V81H131V82H135V83H131V84H135V86H137L135 89H133V91H131V92H129V93H127V99H126V103L129 101V98L131 97V96H139V95H143V94H140V93H143L144 92V89H143V87L141 86V85H139L138 83H136L137 81L135 80V79H133L134 81H132ZM177 79V80H176ZM225 79V80H224ZM249 79V80H248ZM254 79H256V80H254ZM6 80H8V82L6 81ZM25 82H23V81ZM32 80V81H31ZM157 80V81H158ZM171 82H170V81ZM178 80H179V83H178ZM198 80H199V82H198ZM212 80V81H211ZM248 80V81H247ZM83 81L84 82H82L83 84L82 85H84V83L85 82H88L87 81V78H84L83 79ZM173 81L175 82V84L173 83ZM229 83H228V82ZM247 81V82H246ZM260 81V82H259ZM180 82H181V84H180ZM198 82V83H197ZM217 82V83H216ZM223 82V83H222ZM230 82H231V84H230ZM254 82V83H253ZM257 82V83H256ZM4 83V84H3ZM7 83V84H6ZM24 83V84H23ZM38 83H35V84H38ZM54 83V82H53ZM178 83V84H177ZM225 83V84H224ZM252 83V84H251ZM26 84H27V86H26ZM159 84H161L162 85V82H159ZM177 84V85H176ZM179 84H180V88H179ZM224 84V85H223ZM263 84V85H262ZM8 85V86H9ZM139 85V86H138ZM176 85V86H175ZM197 85V86H196ZM226 85V86H225ZM234 85V86H233ZM244 85V86H243ZM259 85V86H258ZM262 85V86H261ZM26 86V87H25ZM85 86V85H84ZM154 85H152V87H153ZM160 86V87H159ZM200 86V87H199ZM209 86H211V87H209ZM220 86V87H219ZM222 86H223V88H222ZM228 86V87H227ZM45 87V88H44ZM77 87H79V86H77ZM86 88H87V86H85ZM103 87H105V84L103 85ZM142 87V88H141ZM161 87H162V89H161ZM173 87V88H172ZM182 87H184V88H182ZM192 86H190V88H191ZM197 87V88H196ZM248 88L247 90L245 89V88ZM6 88H7V86H6ZM22 88V89H21ZM23 88H25L24 90H23ZM142 89V91H141V89ZM159 88H160V90H159ZM193 88H191L190 90L192 91V89ZM212 88V89H211ZM217 88V89H216ZM221 88V89H220ZM253 88V89H252ZM19 89V90H18ZM31 89V91H29V94L27 93V92H25V90H30ZM45 89L47 90L48 89V91H47V93H45ZM49 89H51V90H49ZM140 91H139V90ZM153 89H154V87H153ZM173 94V92L171 91V90H174V95H171V94H169L170 92H168V90ZM177 89H179V90H177ZM210 89V90H209ZM228 89H230V90H228ZM232 89V90H231ZM244 89V90H243ZM21 90H23L26 94L24 95L23 93V95L25 96H23V95H20V93L19 92H21ZM34 90V91H33ZM43 90V91H42ZM54 90H55V93H56V95H58L59 94V96L57 97V100H59V98H60V100H59V103H60V105H59V103L57 104L56 103V106H55V101H53V93H54ZM87 90H88V88H87ZM87 90H84L83 91V93L81 94L80 93V95L81 96H78V97H81L80 99H77L76 101H74V99L72 98V97H75V99H76V97L77 96H72L71 94H70V97H68V95H67V98L70 100V98H72V103H71V105L73 104L74 106H75V103L77 104L78 103V101L79 100H81L79 103L81 104V103H83V104H86V106L87 105H89V102L88 101H90L89 100V97H87V99H88V101H87V103L85 102L87 99H86V97H84L83 98V100H82V97L83 96H85L86 94H89V95H86V96H92L93 95V97H95V95L93 94L94 92H97V91H92L91 92V89H89L90 90V92L92 93H90L89 91H87ZM99 90V89H98ZM136 90H138L137 92H136ZM167 91V92H165V91ZM176 90V91H175ZM181 90H183V91H181ZM200 90V91H199ZM204 90H205V92H204ZM228 90V91H227ZM254 90V91H253ZM261 92H260V91ZM17 91H19V92H17ZM22 91V92H23ZM33 91V92H32ZM86 91V93H84ZM125 91V90H124ZM179 91H181V92H179ZM198 91V92H197ZM209 91V92H208ZM219 91V92H218ZM226 91V92H225ZM4 92V93H3ZM8 94H7V93ZM39 92H41L42 93V95H41V93L40 94H36V93H39ZM52 92V93H51ZM61 92H64L63 93V95H62V93ZM89 92V93H88ZM120 91H118V94H120L119 93ZM127 92V91H126ZM132 92L134 93V94H132ZM138 92H140L139 94H138ZM176 92V93H175ZM178 92L180 93V95L178 94ZM33 93V94H32ZM54 93V94H55ZM72 93V92H71ZM137 93V94H136ZM205 93V94H204ZM209 93V94H208ZM214 93V94H213ZM221 93V94H220ZM234 93V94H233ZM236 93V94H235ZM244 95H243V94ZM250 93V94H249ZM6 94V95H5ZM27 94L30 96V99H28L29 97H27ZM36 94V95H35ZM47 94V95H46ZM130 94V95H129ZM201 94V95H200ZM230 94V95H229ZM247 94V95H246ZM261 94V95H260ZM3 95H5L4 97H5V99H4V97H3ZM21 96V100L18 98L19 96ZM31 95H35V96H31ZM42 97H40V96ZM52 97L51 99H50V97ZM56 95H54V96H56ZM61 95H62V97H61ZM97 95V94H96ZM117 95V94H116ZM125 95H126V93H125ZM178 95L179 96H181V97H178ZM239 95V96H238ZM251 97H250V96ZM263 95V96H262ZM3 98H2V97ZM40 97V99H38L37 97ZM45 96H48V97H45ZM72 96V97H71ZM202 96H204V97H202ZM207 96V97H206ZM222 96V97H221ZM224 96H226V98L224 97ZM241 96V97H240ZM257 96H259V97H257ZM262 96V97H261ZM23 97V98H22ZM26 97H27V99L29 100V103H28V101H27V99H26ZM31 97H32V99H31ZM43 97H44V99H43ZM65 98V100L67 101V105L65 104V102L66 101H63V99ZM93 97H90V99H92ZM118 97V99H120V97H119V95L117 96ZM117 97L115 98V99H117ZM164 97V96H163ZM163 97H160L161 99H159V104H163V103H166V100H165V97L163 98ZM201 97V98H200ZM3 100H2V99ZM45 98H49V100L50 101H48V103H47V100L45 99ZM55 98V100H56V97H54ZM61 98H63L62 100H61ZM139 99L141 98V96L140 97H138ZM162 98H163V100H162ZM205 98H207V99H205ZM217 98V99H216ZM222 98V99H221ZM225 98V99H224ZM231 98V99H230ZM245 98V99H244ZM249 98V99H248ZM253 98H254V102H253ZM257 98V99H256ZM24 101H27V103L28 104H26L25 105V103L26 102H24ZM37 99L38 100H40V101H37ZM42 99H43V101L45 102V103H47V104H43L44 102H42ZM117 99V100H118ZM158 99V98H157ZM203 99H204V101H203ZM211 99V100H210ZM224 99V100H223ZM229 99V100H228ZM237 99V100H236ZM56 100V101H57ZM224 102H223V101ZM231 100V101H230ZM234 102H233V101ZM239 100V101H238ZM252 100V101H251ZM258 100V101H257ZM63 103V104H65L66 106H65V112L62 110L63 109V104L61 105V102ZM74 101V102H73ZM82 101H84V102H82ZM157 102H158V100H156ZM165 101V102H164ZM168 101V100H167ZM179 101V102H178ZM38 102V103H37ZM52 102V105L53 106H51V103ZM177 102V103H176ZM201 102V103H200ZM207 102V103H206ZM213 102V103H212ZM242 104H241V103ZM262 102V103H261ZM6 103V102H5ZM4 103V104H5ZM39 103H42L41 105L42 106H40L39 105ZM69 103H70V101H69ZM78 103V105H80ZM217 103V104H216ZM231 103V104H230ZM257 103V104H256ZM4 104L3 105H0V106H4ZM29 104H31V105H29ZM83 104H81V106L83 105ZM93 104V103H92ZM173 104L171 105V106H173ZM188 104V105H187ZM205 104H208V105H205ZM261 105V106H259V105ZM20 105V106H19ZM29 107H28V106ZM44 105V106H43ZM50 105V106H49ZM72 105V106H73ZM178 105H180V106H178ZM203 105V106H202ZM242 105V106H241ZM248 105V106H247ZM37 106L38 107H46V106H49V107H46V109H42L41 108V110H40V108H38V110H37ZM58 106H60V107H62V109H58V108H60V107H58ZM74 106L72 107V108H74ZM163 106V105H162ZM165 106H168L167 104H165ZM181 106H184V107H181ZM232 106V107H231ZM240 108H239V107ZM20 107H22V108H24V109H20ZM25 107H27V108H25ZM190 109V110H192L191 112V114H189L190 113V111L188 110V108ZM198 107H200V108H198ZM208 107V108H207ZM212 109H211V108ZM215 107V108H214ZM245 107V108H244ZM47 108H50L49 110L47 109ZM57 108V110H54V109H56ZM66 108H67V112H66ZM98 108V107H97ZM96 108V109H97ZM173 108V109H172ZM185 108V109H184ZM207 108V109H206ZM230 108H231V111H230ZM234 108V109H233ZM250 108V109H249ZM27 109H30L29 110V112H27L28 110ZM56 111V114L54 115L53 113H54V111ZM172 109V110H171ZM179 109H183L182 111L181 110H179ZM195 109V110H194ZM204 109H206V110H204ZM216 109V110H215ZM246 109V110H245ZM47 110V111H46ZM198 110V111H197ZM202 110V111H201ZM218 110L220 111L219 113H218ZM254 110H256V111H254ZM260 110H261V112H260ZM48 111H51L52 112V114H50ZM61 111V112H60ZM69 111V112H68ZM175 112L174 113V115H176L177 114V116L178 117H175V116H171V115H173V114H171V113H173V112ZM184 111H186V112H184ZM188 111H189V113H188ZM201 111V112H200ZM204 111V112H203ZM240 111V112H239ZM246 111H248V112H246ZM263 111V112H262ZM198 112V113H197ZM249 112H250V114H249ZM47 113H48V115L49 116H51V117H49L48 116V121H46L47 119H44L43 118V116H45V114H46V117H47ZM67 113V114H66ZM206 113H207V116H206ZM221 113V114H220ZM34 114H33V116H32V120H34L33 119V117L35 118V116H34ZM86 114V113H85ZM185 114V115H184ZM187 114V115H186ZM194 114V115H193ZM209 114H210V116H209ZM223 114H225V115H223ZM230 114H232V115H230ZM244 114V115H243ZM251 114H253V115H251ZM258 114V115H257ZM262 114V115H261ZM54 115V116H53ZM189 115V116H188ZM192 115V116H191ZM198 115V116H197ZM206 117H205V116ZM220 115V116H219ZM229 115V116H228ZM234 115V116H233ZM171 116V118H169V119H167L168 117H170ZM190 116L192 117V119L190 118ZM219 116V117H218ZM242 116H244V118L242 117ZM257 116V117H256ZM45 117V118H46ZM53 117H55V118H53ZM172 117H175V118H173V120L175 119V121H173V120H171L172 119ZM194 117H198V119H196L197 121H199L200 119L199 118H201V120L200 121H203L204 120V118H205V120H204V123L206 124V127H205V129L203 128V132H205L204 134L202 133V131H201V136L203 137V138H201L200 137V135H199V139H196V138H198V136H196V134L198 135V134H200V133H198V132H200L199 130H198V125H196V122H195V118ZM202 117H203V119H202ZM209 117V118H208ZM213 117V118H212ZM217 117V118H216ZM237 117V118H236ZM36 118H35V121H36ZM52 120H51V119ZM85 118H86V115H83V116H81V121H82V119L83 120H85ZM188 118H190V120L188 119ZM230 118H231V121H230ZM248 118V119H247ZM258 118V119H257ZM164 119L165 120H167V121H169V123H170V127H169V124H167L166 123V121H164ZM194 119V120H193ZM207 119H208V121H207ZM224 119H225V121H224ZM238 119V120H237ZM241 119V120H240ZM31 120V124L29 125V124H27V123H25V121H19V123L20 124H24V127L22 126V125H19V127L20 128H22V129H24L25 131H26V128H28L27 126L29 125V127L30 128H28V129H32V130H34V132L35 131H38V132H41L42 130H44V134H46L45 136H44V134L42 133V134H40V135H42V137L41 136H37L35 139L33 138V140H40L41 139V142L39 141L38 143H37V140L34 142L33 141V143H35L34 144V146H35V148H36V151H38L39 153H37L33 148V144H31V156H33V157H31V159L32 160H34V161H32V163L34 164V163H42L43 162V164H44V162H45V164L46 165H44V166H42V164H38L37 163V167H35V165H32V163H31V173H33L34 171H35V169H36V171L34 172V174L36 173V174H40L41 175V170H43V169H45L46 167L45 166H50L49 168H48V170H44L43 172H45L46 173V175H44V173L42 172V174H43V176H47V174H48V176L47 177H51L50 176V174L52 173L51 171H54V170H52V169H54L55 168V166L57 167V165H60L61 163H60V160H63V158L64 157H66L67 155H63V153H64V151H66L65 153L66 154H68L69 155V153L68 152H70V151H68L69 150V148H68V146L67 145H64L63 147L65 148H62L61 146L63 145L62 143V141L57 137L56 139L57 140H55V137H54V139L52 138V136L54 135L55 136V133H53L52 132V130H50L49 129V127L48 128H46V127H44L43 125H41L40 123H39V121L38 122H36V123H34L35 121H32ZM43 120H45V121H43ZM188 122H187V121ZM210 120V121H209ZM214 121L215 120V122H212V121ZM262 120V121H261ZM172 121V122H171ZM184 121V122H183ZM194 121V123H192ZM239 121H241V122H239ZM249 121V122H248ZM257 121H258V123H257ZM260 121V122H259ZM56 122V121H55ZM191 122V123H190ZM210 122H212V124H210ZM256 122V123H255ZM38 123H39V125H41V127H39V125H38ZM138 123V122H137ZM172 123V124H171ZM216 123V124H215ZM220 123V124H219ZM244 123V124H243ZM248 125H247V124ZM255 123V124H254ZM186 124V125H185ZM188 124V125H187ZM191 124H194L195 126H194V128H191ZM204 124V125H205ZM210 124V125H209ZM262 124V125H261ZM25 125H27L26 127H25ZM163 127H162V126ZM220 125V126H219ZM225 125H227V126H225ZM229 125V126H228ZM234 125V126H233ZM246 125V126H245ZM261 125V126H260ZM32 126V127H31ZM237 126H239V127H237ZM245 126V127H244ZM156 126H154V128H155ZM161 127H162V129H161ZM192 127H193V125H192ZM211 127V128H210ZM217 127V128H216ZM221 127V128H220ZM34 128V129H33ZM214 128V129H213ZM224 128V129H223ZM241 128V129H240ZM259 128V129H258ZM262 128V129H261ZM27 129V130H28ZM39 129H40V131H39ZM42 129V130H41ZM159 129V130H158ZM165 129V130H164ZM192 129V130H191ZM248 129V130H247ZM255 129V130H254ZM46 130H48L47 132H49V130L52 132H49L51 135H49L47 132H46ZM163 130L164 131H168V133H166V132H163ZM180 130V129H179ZM210 130V131H209ZM171 131H175V132H171ZM182 131H186L185 133H182ZM196 131V132H195ZM221 131H222V134H221ZM246 131V132H245ZM252 131V132H251ZM257 131V132H256ZM38 132H36L37 134H39ZM148 132H149V130H148ZM154 132V133H153ZM179 133V134H181L180 135V137L179 136H177L178 134L177 133ZM193 132L194 133H196V134H193ZM218 132V133H217ZM36 133H34L33 134V137H34V135L36 134ZM189 133V134H188ZM210 136V137H212L211 139H209L210 137L209 136H207V134ZM212 133V134H211ZM153 134H157V135H153ZM217 134V135H216ZM244 135V137H243V135ZM249 134H251V135H249ZM47 135H49V138H50V140H51V138L54 140H52L50 143H49V141L50 140H48L49 138H46L47 137ZM160 135V136H159ZM193 135V136H192ZM204 135V136H203ZM231 135V136H230ZM254 135V136H253ZM45 137V139H43V141L45 140L46 142H45V144H47V142L49 143L48 145H52V148H54L53 146H57V147H55L56 148V151L58 150V148L59 147H61V149H60V151H61V153H59L60 151L58 150L57 152L60 154H58V156H57V154H56V156H57V159H56V156H54V154L52 155V152L54 151V149L53 150H51L50 152H51V154H50V152L48 153L47 151H49V150H46V152L48 153H45L44 151L45 150H41V149H43L44 147H46V149L47 148H49L50 146H48L47 147V145L46 146H44V142L42 141V138H44ZM51 136V137H50ZM158 137V139L157 138H155V137ZM196 136V137H195ZM256 136V137H255ZM32 137V136H31ZM39 137V138H38ZM191 137V138H190ZM218 137V138H217ZM145 138V140H146V142L148 141L147 139ZM205 138V139H204ZM217 138V139H216ZM247 138H248V140H247ZM59 139V140H58ZM157 139V140H156ZM162 139V140H161ZM223 139V140H222ZM32 140V139H31ZM153 140V141H152ZM159 140V141H158ZM204 140H206V141H204ZM222 140V141H221ZM252 140V141H251ZM55 141H58V143L56 144L55 143ZM59 141H61L60 143H59ZM148 141V142H149ZM197 141V142H196ZM204 141V142H203ZM216 143H215V142ZM244 141V142H243ZM250 141V142H249ZM54 142V143H53ZM202 144H201V143ZM210 142V143H209ZM41 143L43 144L42 146H41ZM68 143V142H67ZM185 143V144H184ZM203 143H205V145L203 144ZM207 143V144H206ZM39 144V145H38ZM59 144H61L60 146H59ZM66 144V143H65ZM152 144V145H153ZM169 144V145H168ZM199 144L200 145H203L201 148L200 147H198L199 146ZM214 144V145H213ZM220 144V145H219ZM165 145V146H164ZM187 145H188V149L189 150H191L192 149V151H189V150H187V151H185L187 148ZM213 145V146H212ZM41 146V147H40ZM44 146V147H43ZM67 148H66V147ZM184 146V149L185 150H182V148L181 147H183ZM186 146V147H185ZM43 147V148H42ZM151 147H154V145L153 146H151ZM171 148V149H169V148ZM190 147V148H189ZM206 148V149H204V148ZM217 147V148H216ZM220 147V148H219ZM51 147L49 148V149H52ZM168 148V149H167ZM178 148H180V150L178 149ZM203 148V151L201 152L200 151V149H202ZM210 148V149H209ZM228 148V149H227ZM45 149V148H44ZM163 149V150H162ZM214 149H216V150H214ZM218 149V150H217ZM35 151V153H34V155L36 156H34V155H32L33 153H32V151ZM164 150H166L165 152H164ZM197 150V151H196ZM224 152H223V151ZM21 151V150H20ZM19 151V152H20ZM41 151H43V154H42V152ZM56 151H54L53 153H56ZM68 151V152H67ZM169 153H168V152ZM172 151V152H173ZM185 151V152H184ZM198 151L199 152H201L202 154H203V156L204 157H202V155H200L201 153H199V155H198ZM204 151H206V152H204ZM225 151H226V153H225ZM162 152V153H161ZM172 152H171V154H172ZM182 152H184L185 154L183 155V154H181ZM188 152V153H187ZM189 152H192V154H193V152H197V153H195L196 155H194L193 154V156L192 155H189V154H191V153H189ZM44 153L46 154V156L44 155ZM64 153V154H65ZM205 153V154H204ZM219 153H221V154H219ZM228 153V154H227ZM38 154H39V157L41 158V157H43L44 156V158H45V161H42V160H44L43 158H42V160L41 159H39V157H38ZM50 154V156H48ZM181 154V155H180ZM64 157H63V156ZM166 155V156H167ZM183 155V156H182ZM207 155V156H206ZM219 155V156H218ZM221 155V156H220ZM227 155H228V157H227ZM235 155H237V156H235ZM165 156V157H166ZM188 156L190 157V160H189V158H188ZM191 156L193 157L192 159H191ZM199 156V157H198ZM201 156V157H200ZM209 156H210V158H209ZM225 156V157H224ZM34 157L36 158V159H34ZM51 158L52 157V159L54 158L55 159V162L51 159H49V158ZM61 157H63L62 159H61ZM158 157V158H159ZM161 157H163V158H161ZM181 157V158H180ZM182 157H184V158H182ZM194 157H196V159H194ZM219 157H220V160H219ZM221 157H222V159H221ZM230 157V158H229ZM237 157V158H236ZM38 158V159H37ZM60 158V159H59ZM173 158H175L176 159V157L174 156ZM199 158V163H196V162H198V159ZM201 158V159H200ZM215 158V159H214ZM228 158V159H227ZM47 159H49L50 160V162H52L51 163V165L52 166H54V168H52L51 167V165H49L50 164V162H49V160H47ZM186 159L183 161V162H185L186 161ZM205 160V162L204 161H202V160ZM217 159V160H216ZM227 159V160H226ZM236 160V162H235V160ZM36 160H39V161H36ZM46 160H47V163H46ZM57 160H59V162L57 161ZM178 160V159H177ZM197 160V161H196ZM200 160H201V162H200ZM208 160V161H207ZM218 160H219V162H218ZM42 161V162H41ZM57 161V162H56ZM188 161H186V162H188ZM212 161V162H211ZM221 161L223 162V163H221ZM63 162V161H62ZM204 162V163H203ZM207 162V163H206ZM227 162H229V163H227ZM49 163V164H48ZM54 163H55V165H54ZM57 163H59V164H57ZM182 163V164H181ZM196 163V164H195ZM200 163L202 164L201 166H200ZM240 163V164H239ZM48 164V165H47ZM64 164V163H63ZM63 164H61V165H63ZM197 164H198V166L199 167H197ZM215 164V165H214ZM218 164V165H217ZM194 165V166H193ZM225 165H226V167L227 168H224L225 167ZM229 165V166H228ZM231 165V166H230ZM33 166L35 167V168H33ZM41 166V167H40ZM174 165H172L171 167H173ZM213 166V167H212ZM240 166V167H239ZM43 167V168H42ZM62 166H60V167H57L56 169H55V172H56V174L59 172V169L61 168ZM188 167V168H187ZM201 167V168H200ZM219 167V168H218ZM232 167V168H231ZM239 168V170H238V168ZM37 168H38V171H37ZM41 168V169H40ZM206 168V169H205ZM228 168H229V170H228ZM235 168V169H234ZM241 168V169H240ZM40 169V170H39ZM58 169V172L56 171ZM196 170V171H194V170ZM226 169V170H225ZM188 170H191L190 171V173L191 174H193L194 172V175H191L189 172H188ZM221 170L223 171V172H221ZM233 170V171H232ZM243 170V171H242ZM246 170V171H245ZM33 171V172H32ZM170 171H168L167 170V172H168V174H169V172ZM193 171V172H192ZM217 171V172H216ZM232 171V172H231ZM54 172V173H55ZM171 172V173H172ZM199 172V173H198ZM203 172H204V174H203ZM211 172V173H210ZM213 172V173H212ZM215 172V173H214ZM236 172L238 173V174H236ZM219 173H221V174H219ZM224 175H223V174ZM232 173V174H231ZM53 174V173H52ZM51 174V175H52ZM56 174H53L54 176L56 175ZM213 174V175H212ZM217 176H216V175ZM227 174V175H226ZM249 174V175H248ZM52 175V176H53ZM189 175V176H188ZM204 175V176H203ZM224 177H223V176ZM226 175V176H225ZM229 175H232V176H229ZM236 175V176H235ZM244 175H245V177H244ZM203 176V177H202ZM214 178H213V177ZM176 177V178H175ZM204 177H206V178H204ZM208 177H210L209 178V180H208ZM218 177H220L219 178V180L217 179ZM178 178V179H177ZM197 178H201V179H199V181H198V179ZM234 178H235V180H234ZM193 179V180H192ZM195 179V180H194ZM208 180V181H206V180ZM216 181H215V180ZM223 179V180H222ZM228 179V180H227ZM241 179V180H240ZM244 179H246V180H244ZM188 180L190 181L191 180V183L190 182H188ZM213 180V181H212ZM238 180H239V182H238ZM173 181H175L174 183H173ZM176 181H178V185H177V182ZM196 181V182H195ZM202 181L204 182V183H202ZM232 181V182H231ZM192 182H194V184L192 183ZM199 182V183H198ZM206 182H207V184H206ZM209 182V183H208ZM212 182V183H211ZM214 182H215V184L217 185V186H215V184H214ZM238 182V183H237ZM242 182H245V183H243L242 184ZM184 183V184H183ZM232 183V184H231ZM241 183V184H240ZM190 184H191V186H193V185H196V190L193 188V187H191L190 186ZM198 184V185H197ZM214 185V187L215 188H213V185ZM230 184V185H229ZM205 185V186H204ZM209 185V186H208ZM223 185V186H222ZM225 185H227L226 186V188H225ZM233 185V186H232ZM239 185V186H238ZM242 185H243V187H242ZM177 187V190H175L176 189V187ZM200 188H199V187ZM234 186H236V187H234ZM241 186V187H240ZM197 187L199 188V189H197ZM230 187V188H229ZM247 187V188H246ZM166 188V189H165ZM171 188H174V189H172V191H169V190H171ZM183 188V189H182ZM191 188H192V190H191ZM234 188V189H233ZM161 189V190H160ZM202 189H204V190H202ZM221 189V190H220ZM186 190V191H185ZM215 190V191H214ZM224 190V191H223ZM239 190V191H238ZM242 190V191H241ZM161 191H163V192H161ZM170 193H169V192ZM175 191V192H174ZM195 191V192H194ZM220 191V192H219ZM229 191V192H228ZM231 191V192H230ZM173 192V193H172ZM185 192V193H184ZM195 194H194V193ZM210 192H211V194H210ZM239 192H240V194H239ZM205 193V194H204ZM226 193H229V194H226ZM233 194V195H231V194ZM170 194H174L173 196H170ZM178 194V195H177ZM196 194H198V195H196ZM210 194V195H209ZM213 194H215V195H213ZM246 194V195H245ZM254 194V195H253ZM162 195V196H163ZM169 197H168V196ZM203 195H205V197L203 196ZM212 195V196H211ZM217 195V196H216ZM236 195V196H235ZM257 195V196H256ZM177 196V197H176ZM186 196V197H185ZM221 196V197H220ZM225 196V197H224ZM242 196V197H241ZM244 196H246V197H244ZM163 197V198H164ZM194 197V198H193ZM228 197H230L229 199H228ZM233 197V198H232ZM238 197V198H237ZM196 198V199H195ZM198 198H199V200H198ZM202 198V199H201ZM206 198V199H205ZM223 198V199H222ZM245 198H246V200H245ZM201 199V200H200ZM209 201H208V200ZM232 199V200H231ZM239 199H240V201L241 202H239ZM99 200H102V201H104V198H100ZM191 202H190V201ZM195 200V201H194ZM220 200V201H219ZM229 200V201H228ZM234 200H236V201H234ZM247 200H248V202H247ZM171 201V202H170ZM187 201H189V203L187 202ZM234 203H233V202ZM252 201V202H251ZM254 201V202H253ZM173 202V203H172ZM178 202V203H177ZM201 202H203V203H201ZM198 203H200V204H198ZM220 203V204H219ZM237 203H238V205H237ZM173 204V205H174ZM196 204V205H195ZM202 204V205H201ZM206 204V205H205ZM262 206H261V205ZM177 205V206H176ZM189 205H190V207H189ZM208 205H209V207H208ZM217 205V206H216ZM221 207H220V206ZM236 205V206H235ZM241 205V206H240ZM200 206V207H199ZM202 206V207H201ZM239 206V207H238ZM242 206H243V208H242ZM250 206V207H249ZM257 206V207H256ZM186 207V208H185ZM235 207V208H234ZM247 207V208H246ZM189 208H191L190 210H189ZM204 208V209H203ZM209 208H211V209H209ZM233 208V209H232ZM238 208V209H237ZM261 208V209H260ZM196 209H197V211H196ZM222 209V210H221ZM228 209V210H227ZM230 209V210H229ZM235 209H237L236 211H235ZM241 209V210H240ZM249 209V210H248ZM252 209H253V212H251L252 211ZM182 210V211H181ZM215 210H216V212H215ZM227 210V211H226ZM232 210V211H231ZM186 211V212H185ZM190 211V212H189ZM193 211V212H192ZM200 211H202V212H200ZM212 211H213V214L211 215V213H212ZM241 211H242V213H241ZM245 211V213H243ZM257 213H256V212ZM181 212V213H180ZM221 212V213H220ZM222 212H224V213H222ZM192 213V214H191ZM209 213H210V216H209ZM235 215H234V214ZM239 213V214H238ZM261 213V214H260ZM193 214H195V215H193ZM200 214H201V216H200ZM204 214V215H203ZM218 214V215H217ZM222 214V215H221ZM236 214H238V215H236ZM242 214V215H241ZM253 214H255V215H253ZM263 214V215H262ZM244 215V216H243ZM250 215V216H249ZM181 216V217H180ZM192 216V217H191ZM208 216V217H207ZM211 216H212V218H211ZM227 216V217H226ZM230 216V217H229ZM237 216V217H236ZM246 216V217H245ZM253 216H254V218H253ZM262 216V217H261ZM187 217V218H186ZM195 217V218H194ZM240 217V218H239ZM252 217V218H251ZM190 218V219H189ZM205 218V219H204ZM210 218V219H209ZM214 218V219H213ZM222 218H223V220H222ZM230 218V219H229ZM236 218V219H235ZM256 218V219H255ZM189 219V220H188ZM202 219V220H201ZM205 221H204V220ZM235 220L234 222H232V220ZM244 219H245V221H244ZM247 219V220H246ZM253 219V220H252ZM260 219L262 220V221H260ZM182 220V221H181ZM186 220V221H185ZM210 220V221H209ZM214 220V221H213ZM255 220V221H254ZM184 221V222H183ZM194 221V222H193ZM196 221V222H195ZM204 221V222H203ZM219 221V222H218ZM221 221V222H220ZM216 222V223H215ZM257 222H259V223H257ZM202 223H203V225H202ZM209 223H211L210 225H212V226H209ZM213 223V224H212ZM228 223H229V225H228ZM237 223V224H236ZM246 225H245V224ZM178 224H179V226H178ZM227 224V225H226ZM232 224V225H231ZM241 224V225H240ZM187 225V226H186ZM196 225V226H195ZM202 225V226H201ZM215 225H216V227H215ZM220 225V226H219ZM225 225V226H224ZM244 225V226H243ZM249 225V226H248ZM178 226V227H177ZM191 226H193V227H191ZM209 226V227H208ZM227 226H228V228H227ZM231 226V227H230ZM251 226V227H250ZM188 227H189V229H188ZM214 227V228H213ZM224 227V228H223ZM249 227V228H248ZM256 227V228H255ZM261 227V228H260ZM182 230H181V229ZM198 228H199V230H198ZM211 228V229H210ZM244 228V229H243ZM246 228V229H245ZM254 228V229H253ZM186 229V230H185ZM193 229H195V230H193ZM197 229V230H196ZM208 229V230H207ZM215 229V230H214ZM232 229V230H231ZM237 229V230H236ZM240 229V230H239ZM259 229V230H258ZM162 230H163V227H162ZM163 230V233L166 235V233H165V231ZM220 230V231H219ZM247 230V231H246ZM184 233H182V232ZM198 231H200L201 232V234L203 235H201L200 234V232H198ZM215 231V232H214ZM222 231V232H221ZM228 231V232H227ZM229 231H231V232H229ZM239 232V233H237V232ZM244 231H246V232H244ZM192 232V233H191ZM204 232V233H203ZM208 232V233H207ZM214 232V233H213ZM221 234H220V233ZM254 232V233H253ZM259 232V233H258ZM263 232V233H262ZM181 233V234H180ZM195 233V234H194ZM215 233H217V234H215ZM225 233H227V234H225ZM236 233V234H235ZM250 233V234H249ZM253 233V234H252ZM180 234V235H179ZM211 234H213V235H211ZM215 234V235H214ZM245 234V235H244ZM222 237H221V236ZM242 235V236H241ZM257 235V236H256ZM263 235V236H262ZM189 236V237H188ZM194 236H196V237H194ZM200 236V237H199ZM207 236H209V237H207ZM226 236H228V237H226ZM231 236V237H230ZM249 236V237H248ZM255 236V237H254ZM204 237V238H203ZM246 237H247V239H249L248 241H247V239H246ZM251 237V238H250ZM261 239H260V238ZM176 238V239H175ZM177 238H179L178 240H177ZM196 238H198V239H196ZM245 238V239H244ZM263 238V239H262ZM181 239V243H180V240ZM187 239H188V242H187ZM217 239V240H216ZM226 239V240H225ZM241 239V240H240ZM172 240V242H174ZM184 242H183V241ZM194 240V241H193ZM205 240V241H204ZM215 240H216V242H215ZM237 240V241H236ZM256 240H257V242H256ZM226 241V242H225ZM238 241H240V243L238 242ZM261 243H260V242ZM176 242H174V244L176 243ZM202 242V243H201ZM204 242H205V244H204ZM211 242V243H210ZM236 242H238V243H236ZM251 244H250V243ZM184 243V244H183ZM186 243V244H185ZM197 243V244H196ZM241 243H242V245H241ZM263 243V244H262ZM190 244V245H189ZM210 244V245H209ZM247 244V245H246ZM260 246H259V245ZM189 245V246H188ZM196 245V246H195ZM205 245H206V247H205ZM219 245V246H218ZM220 245L221 246H223L224 248H219L220 247ZM235 245V246H234ZM238 245V246H237ZM239 245H241V247L239 246ZM251 245V246H250ZM183 246V247H182ZM187 246V247H186ZM200 246V247H199ZM218 247V249H220L221 251H220V253H225V254H220L218 251H217V247ZM189 247H191V248H189ZM211 247V248H210ZM216 249H215V248ZM231 247H232V249H233V251H232V249H231ZM234 247V248H233ZM236 247V248H235ZM255 247V248H254ZM264 247V246H263ZM176 248V249H177ZM189 248V251L187 250ZM200 248V249H199ZM208 250H206V249ZM210 248V249H209ZM215 250H214V249ZM237 248H238V250H237ZM180 249V250H179ZM193 249V250H192ZM225 249V251H222V250H224ZM228 249V250H227ZM235 249V250H234ZM258 249V250H257ZM187 250V251H186ZM203 251V253H202V251ZM212 250V251H211ZM183 251V252H182ZM195 251H196V253H195ZM200 251V252H199ZM253 251H254V253H253ZM256 251V252H255ZM187 252V253H186ZM211 252V253H210ZM214 252V253H213ZM218 252V253H217ZM236 252V253H235ZM179 253H180V255L183 253V255H179ZM217 253V254H216ZM231 253V254H230ZM241 253H242V255H241ZM246 253V254H245ZM248 253H249V255H248ZM185 254V255H184ZM192 256H190V255ZM193 254V255H192ZM198 254V255H197ZM203 254V255H202ZM211 254V255H210ZM221 256H220V255ZM229 254V255H228ZM236 256H235V255ZM195 255V256H194ZM215 255V256H214ZM218 258H217V257ZM232 256V257H231ZM185 257V258H184ZM187 257V258H186ZM215 257V258H214ZM225 259H224V258ZM189 258V259H188ZM202 258V259H201ZM210 258H212V260L210 259ZM228 258V259H227ZM236 258V259H235ZM254 258H255V260H254ZM184 259V260H183ZM187 259V260H186ZM193 259V260H192ZM195 259H198V260H195ZM201 259V260H200ZM217 259V260H216ZM222 259V260H221ZM230 259V260H229ZM189 260V261H188ZM200 260V261H199ZM220 260V261H219ZM233 260V261H232ZM210 261V262H209ZM212 261V262H211ZM227 261V262H226ZM207 262V263H206ZM217 262V263H216ZM225 262V263H224Z\"/></svg>",
    "mask_w": 264,
    "mask_h": 264
}]
</instances>
